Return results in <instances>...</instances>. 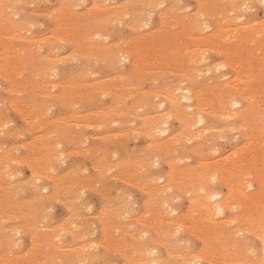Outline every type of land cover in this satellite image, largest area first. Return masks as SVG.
I'll list each match as a JSON object with an SVG mask.
<instances>
[{
    "label": "rangeland",
    "instance_id": "1",
    "mask_svg": "<svg viewBox=\"0 0 264 264\" xmlns=\"http://www.w3.org/2000/svg\"><path fill=\"white\" fill-rule=\"evenodd\" d=\"M29 1V2H28ZM40 1V2H39ZM60 1L61 2H63V3H60ZM22 0V1H19V2H17L16 4V8H14V12H16V15H15V17L17 18V19H21L22 18V20L26 23L27 22V25L25 26V33H24V31L22 30L21 32L22 33H24V35H26L27 37H30V38H32L33 40H37L38 38H41L42 37V39H45V41L43 42V43H39V42H32V43H30L32 46H29V47H31L30 48V50H31V52H35L37 49H38V51H39V53H40V55H49V56H55V58L54 59H49L48 58V62H47V67H46V69L48 68V70H47V72H46V74H44L45 73V71L43 70V69H41L40 70V72H39V76L38 77H33L32 75H30V74H28V73H26L25 75H24V80L27 82V83H31V84H38V85H45V86H47V87H45V89H46V93L48 92V93H52V94H54V95H56V94H58V98L57 97H54V99H46V98H43V97H40L39 96V94L38 93H43L44 94V91H45V89L44 88H39V90L37 91V92H29V91H31L30 89H28L29 91L28 92H26V91H19L17 88H16V86L13 84V83H11L10 81H8V79H6L5 78V76L4 75H2V74H0V110H5L4 112L3 111H0V122L1 121H3V122H1L0 123V131H1V134H0V169H2V167H5L6 168V176H5V174H4V172H0V197H7V196H9V195H12V194H16L18 197H21V198H26V199H29V198H31V197H33V195H35L36 193V191H35V189H37L38 190V192L40 193V194H42V195H47V194H50L51 192H52V185H54L56 188H58V191H59V196H57L58 198L57 199H54L53 201H51V202H49L42 210H41V212H40V214H39V216L38 217H36V218H33V219H30V221H31V223H33V225H35L34 227H35V230L39 233V235L40 236H43V237H46L47 239V242L49 243V244H54V246H58V247H56L55 248V250L53 251L52 250V248L51 247H49V250H48V254L51 256V259H49V262L47 263V264H87V263H89V264H113V263H115V264H137V261H135V260H132V259H130V257L132 256V254H133V251L135 250V248H137L138 247V245H140L141 243H146V245H147V249L146 250H152L153 252H154V250L153 249H155V255H158V254H160L163 258H166V253L165 252H163V251H165V249H163L161 246H157V244H153V243H151V244H149V242L148 241H150L151 239H155L156 241H158V240H160V238H161V233L159 232V231H157L158 230V228H159V226L160 225H162L163 227H165V225H166V223L167 222H169V221H171V222H169V224L171 223V225L173 226V224L175 223V224H177L178 223V221H180V223H179V229H178V227H175V224H174V227H172L171 228V226H169V224H168V227H167V231L168 232H170V234L173 236V235H175V237L173 236H170V237H166L165 239L166 240H169V239H174V240H180V241H176L177 242V248L175 249L177 252L178 251H180V252H178V255H181V254H183L184 256H185V260H187L186 261V263L187 264H190L191 262L193 263V264H215L216 262L214 261V259H210L209 258V260H206L207 258H201V260L199 259V258H197L196 260H195V258H194V260L196 261V262H194V260H193V258H191L190 259V256L191 257H193L191 254H193V252H194V254L193 255H198L197 254V251H195V250H199V248H200V251L199 252H201V251H203L204 252V250H203V239H202V235H201V233H199V234H195V236H194V234H192L191 232H197V231H193L192 230V228H191V224H189V223H191L192 221H194L195 220V218L197 219V217H198V212L197 213H194V214H192V212H190V211H193V212H196L195 210H197L196 208H195V206H194V204H193V202L191 201V199H189L188 197H191V195H190V193L192 192V187H190V188H185V190H182V192H181V189L179 190V189H175V188H177V187H174V188H171V189H173V191H171V189L169 190V191H171V192H174V193H169V191L167 190L166 192H164V193H160V194H158V192L160 191V188H161V186H160V184H159V182L160 183H163V185L165 184V182H167V181H171L172 179L173 180H175L174 178H176V179H178V180H181V182L180 183H183V181L185 182V183H183V185H186V184H188L189 182H191V180L189 179L188 181H187V179H188V175H186V173L185 174H182L183 176H182V178L180 179L179 177H181V174H180V172H178L180 169H184L185 168V166L186 165H188L189 167H191L192 166V168H194L195 166L198 168V167H200L201 165H203V166H205V164L207 165V164H209L208 163V161L211 159V161H209L210 163H212V164H214V162L215 163H218L219 164V162H220V164L222 165V164H224V162H227L226 164L228 165V166H230V164L231 163H234L235 161V164L236 165H241L242 163L240 162V164H238L239 163V161L242 159V154H238V155H240L241 156V158L240 159H238L239 158V156L236 154H233V152L235 151V150H237V149H241L243 146H245L246 147V145L247 144H249V143H252V142H254V139L256 138L257 140H259L260 138H263V139H260V143H261V141L263 142L264 141V136H262V134L264 135V79H262V78H264V67L261 69L262 71H260V69H259V63L256 61V59L259 61L260 59H258L257 57H255L256 59H252V58H250V59H243L244 57L243 56H241V60L239 59V60H233V63L234 64H232V62L231 63H227V62H225L226 60H225V58H224V56L221 54V52H219L218 51V49L216 48V51H218L217 53H219V54H217L216 52H213V50L215 51V49L214 48H211L210 46L211 45H208V46H202L199 50L197 49V54H200L201 52L203 53V54H205V56L203 57V60H201L200 62H198L197 60V62L196 63H194V61H187L186 59V61L185 60H182V59H180V54H176L175 56H176V59L174 60L173 59V61H176V62H173V64H172V59H170L171 60V62H169L170 60H168L167 62H166V65H164L165 64V62H163L162 63V65H164V67L162 66V67H160V66H157V64L155 65V61L156 60H154V59H152V57H153V54L152 55H150L152 52H147V50L145 51L144 50V56L145 57H147V60H146V62L144 63V64H140L139 65V67L138 68H136L135 69V67H136V65L134 64V60L136 59V57H137V46H139V47H141V48H143V47H145V45H143V39L141 38L142 36H144V35H146L151 29H153V28H155V29H157V28H164L165 27V24H163L162 23V21L165 19L164 18V16H163V13H162V11H164L165 10V6H166V8H170V6H172L171 7V9L169 10V11H173L172 12V14H175L176 16H182V15H187V14H190V12L191 13H194V12H196L198 9H200L201 10V6L199 5V2H198V0H193V1H191V0H166L159 8H157L158 6H156V7H149V5L147 6V8L145 9V11H146V13L148 14H146L145 13V16H143L142 18H141V21L139 22V24H142V25H137V22L135 23V22H133L131 19H128V18H130V16L129 15H124V16H120V15H118L117 17H112V22H110V24L108 25V26H106V27H101L100 28V31H99V35H97V37H96V39H98L97 41H102V42H107V44H113V45H119V47L120 46H124L123 48H125V49H128V50H131V51H133V50H135V52H134V54L131 56V57H129L128 58V56H121V55H119L118 57H120V58H118L117 56L114 58V59H112L111 61H115L116 63H119V64H114L115 62L113 61V62H111L110 60V62L108 61V58H107V56L103 53V52H101L102 54H100V56H105L106 57V59H93V58H89V60H83V59H81L79 56H77L76 54H75V50L76 49H80V47H78V46H76L75 44H74V42H73V40H72V38L74 39H76V40H78V39H80V38H78V36H77V34H75L76 32H73L72 30L71 31H69V32H63V31H61L60 30V28H58L57 27V24H56V22L53 20V18H51V16H50V12H52V11H54V10H60V8L62 7L63 8V10L64 11H67V12H69L68 13V15H66V19H67V21L69 22V23H71V24H73V25H76L78 28H80L81 26H85V25H87V18H86V16H91V18L92 19H100L101 17L103 18V16L105 15V16H107L108 15V17H110V19H111V16H112V14H116L117 12H113L114 10H117V7L118 6H120V5H125L127 8H129L130 6H131V4L133 3V1L134 0H97V3H98V5H94V0ZM104 1V2H103ZM168 1V2H167ZM53 2H54V4H53ZM72 2V3H71ZM186 2H188V4H186ZM261 2V3H260ZM60 3V4H59ZM75 3V5L73 6V4ZM87 3H88V5H87ZM110 3H113V4H110ZM166 3V4H165ZM197 3V4H196ZM252 3V4H251ZM34 4V5H33ZM64 4V5H63ZM84 4V5H83ZM244 6H243V4H242V7H241V5H238L237 7H239L240 9V11L239 10H237L238 8L237 7H235V11L233 10L232 12H231V18H233V16H234V18L232 19V21H233V23H232V21L231 22H229V25L231 24V27H235V26H237V25H239V26H237V27H240V25L242 26V24L244 25L245 23V20H246V22H247V20H248V22L251 24V22H253V21H255V23L253 22V24H257L258 23V25H260V26H262V24H263V22L262 21H264V3H262V0H258V2H257V0L255 1V0H253V2L251 1H246V2H244ZM252 5V6H250L249 8H251V11H249L250 9L248 8V7H246V5L247 6H249V5ZM260 4V5H259ZM30 5V6H29ZM53 5V6H52ZM54 5H56V6H54ZM65 5H67L68 7H66ZM112 5V6H111ZM193 5V6H192ZM50 8H49V7ZM71 6V7H70ZM168 6V7H167ZM196 8H195V7ZM200 6V7H199ZM40 7V8H39ZM47 7V8H46ZM56 7V8H55ZM66 7V9H64ZM83 7V8H82ZM93 7V8H92ZM108 7V9H106ZM114 7V8H113ZM174 7V8H173ZM185 7V8H184ZM34 8V9H33ZM49 8V9H48ZM61 8V9H62ZM80 8H81V10H80ZM164 8V9H163ZM243 8H245L244 10H247V11H244L243 10ZM246 8H248V9H246ZM252 8H254V10L252 9ZM35 10V13L33 12V10ZM40 11H39V10ZM68 9V10H67ZM76 9V10H75ZM161 9V10H160ZM163 9V10H162ZM175 9H178L179 11H180V15H177L178 13H179V11L178 10H175ZM181 9V10H180ZM186 10L187 9V11H184V10ZM188 9H189V11H188ZM194 9V10H193ZM32 10V11H31ZM36 10H38V11H36ZM70 10V11H69ZM80 10V11H79ZM113 10V11H112ZM150 12V13H148V11ZM175 10V11H174ZM30 11V12H29ZM177 11H178V13H177ZM242 11H244V12H242ZM263 11V12H262ZM39 12H41V13H39ZM43 12V13H42ZM45 12H47V14H45ZM182 12V13H181ZM185 12V13H184ZM235 12V13H234ZM245 12H246V15H245ZM26 13V14H25ZM30 13H32V14H30ZM81 13V14H80ZM100 13V15H98V14ZM151 13H153V14H151ZM224 13H226V14H224V16L227 18L229 15H228V13L225 11ZM235 15H234V14ZM240 13H242L245 17H243V16H241L242 14H240ZM23 14H24V16H23ZM162 14V15H161ZM23 17H22V16ZM73 15V16H72ZM75 15V16H74ZM96 15H98V16H96ZM110 15V16H109ZM152 15V16H151ZM157 15H159V16H157ZM236 15H240L239 17L237 16L236 18H235V16ZM261 15V16H260ZM21 16V17H20ZM100 16V17H99ZM128 16V17H127ZM151 17V19H149L150 17ZM247 16H249L250 18H247ZM62 17V16H61ZM65 17V16H64ZM71 17L73 18V20L71 19ZM149 17V18H148ZM162 17V18H161ZM242 17V18H241ZM256 17V18H255ZM238 18V19H237ZM239 18H240V21H239ZM125 19V20H124ZM146 19V20H145ZM155 19V20H154ZM158 21H157V20ZM235 19V20H234ZM28 20L30 21L31 20V22H29V24H28ZM115 20V21H114ZM121 21V22H119V21ZM143 20V21H142ZM207 20V19H206ZM224 21V18H221V20L218 22V21H208V22H206V25L207 24H209V27L208 28H206L205 29V31L203 32V31H201L200 33H198V34H201L202 35V33H203V35H206L208 32H209V30H210V32L211 31H214V29H215V31L216 30H218L219 29V24H221L222 25V23H223V21ZM243 20V21H242ZM252 20V21H251ZM51 21H53V22H51ZM85 21V22H84ZM118 21V22H117ZM128 21V22H127ZM130 21V22H129ZM150 21V22H149ZM239 21V22H243L242 24L241 23H239V24H237V25H235L237 22ZM261 23H260V22ZM32 22H34V23H32ZM38 22V23H37ZM47 22V23H46ZM74 22V23H73ZM77 22V23H76ZM152 22H154V24L152 23ZM159 22V23H158ZM211 22H214V23H211ZM222 22V23H221ZM248 22L246 23V24H248ZM52 23H53V25H52ZM76 23V24H75ZM120 23V24H119ZM144 23V24H143ZM147 23H148V25H147ZM34 24H36V25H34ZM41 24V25H40ZM51 24V25H50ZM127 24H128V26H127ZM154 26H153V25ZM215 26H214V25ZM227 23H225V24H223V25H225L226 27L228 26V24L226 25ZM234 24V26H232ZM125 25V26H124ZM131 25V26H130ZM144 25H147V26H144ZM40 26V27H39ZM130 26V27H129ZM211 26H213V27H211ZM147 28V29H143V28ZM243 27V26H242ZM41 28H43V29H41ZM45 28V29H44ZM103 28V29H102ZM107 28H109L108 30H107ZM129 28V29H128ZM151 28V29H150ZM34 29V30H33ZM133 31H132V30ZM172 29H174V26L173 25H171V30ZM179 29V28H178ZM31 30H33L32 32H31ZM57 30H59V31H57ZM110 30H112V31H110ZM30 33H29V32ZM46 31V32H45ZM110 31V32H109ZM132 31V32H131ZM138 31V32H137ZM197 31V30H196ZM264 30H262L261 31V33L263 32ZM28 32V33H27ZM43 32H45V33H43ZM104 32H105V34H104ZM106 32H108V33H106ZM209 32V33H210ZM196 33V34H197ZM204 33H206V34H204ZM227 34L229 33V32H226ZM43 34H44V36H43ZM60 34H68L69 35V37L68 38H70L71 40H69V39H67L66 37H63V36H60ZM114 34V35H113ZM134 34H136V36L134 35ZM263 34H264V32H263ZM42 35V36H41ZM101 35H104V36H101ZM128 35V36H127ZM133 35V36H132ZM139 35V36H138ZM226 35V34H225ZM57 36V37H56ZM75 36V37H74ZM100 36V37H99ZM111 36H113V37H111ZM121 36V37H120ZM129 38V40H128V38ZM155 36V35H154ZM37 37V38H36ZM46 37H48V38H46ZM112 39H111V38ZM123 37V38H122ZM138 38V42H136L137 41V38ZM156 37V36H155ZM155 37H153V38H155ZM195 37V36H194ZM2 38H4V39H2ZM114 38V39H113ZM127 38V39H126ZM153 38H151L152 40H153ZM187 40H185V39ZM56 39V40H55ZM60 39V40H59ZM108 39L110 40V41H108ZM120 39V41L118 42V40ZM189 39H191V38H187V37H183V38H180V40H178V41H180L179 43L180 44H186V45H183L185 48L189 45L188 43L189 42H191V41H193L194 40V42H191V43H193V44H195L196 43V39H191V40H189ZM4 41V40H7L4 36H1L0 35V51H2V47H3V45H2V43H1V41ZM51 40V41H50ZM66 40V41H65ZM55 41V42H54ZM60 41H62V42H60ZM122 41V42H121ZM125 43H127V44H123L124 42ZM129 41V42H128ZM134 41V42H133ZM15 42V44L14 45H21L22 44V42H20V40H16V41H14ZM132 43V45H129V43ZM185 42H188V43H185ZM198 42V41H197ZM17 43V44H16ZM58 45H57V44ZM139 43V45H137V44ZM29 44V45H30ZM121 44H123V45H121ZM136 44V45H135ZM141 44V45H140ZM197 44V43H196ZM47 45H49L48 47H49V49H48V47H47ZM129 45V46H128ZM136 47H135V46ZM239 45V44H238ZM45 46V47H44ZM65 46V47H64ZM69 46V47H68ZM132 46V47H131ZM241 46H245V48L246 47H249V45L248 44H246V45H239V49L241 50V49H243V47L241 48ZM262 48H261V47ZM15 47H17V46H15ZM75 47H77L76 49H75ZM203 47H205V50H204V48ZM58 48H60V50L58 49ZM73 48V49H72ZM254 48H256V49H258L259 50V48L260 49H264V46L262 45V43L261 42H257V43H255L254 44ZM43 49V50H42ZM51 49V51H49ZM204 50V52L202 51V50ZM211 49V50H210ZM246 49H250V47L249 48H246ZM67 50V51H66ZM72 50H74V51H72ZM209 50V51H208ZM41 51V52H40ZM46 51V52H45ZM47 51H49V52H47ZM64 51V52H63ZM167 48L165 49V52H163V51H161V52H163V53H167ZM205 51H208V52H205ZM48 53V54H47ZM58 53V54H57ZM62 54V56H63V54L65 55L64 57H62V56H60L61 54ZM202 53L200 54V56L202 55ZM208 53V54H207ZM256 53H260V54H262V56H264V51H262V50H259V51H256ZM148 54V55H147ZM207 54V55H206ZM218 56H217V55ZM59 55V56H58ZM69 55L71 56V57H69ZM150 55V56H149ZM159 55V54H158ZM210 55V56H209ZM222 55V56H221ZM56 56H57V58H56ZM72 56H74L75 58H72ZM203 56V55H202ZM221 56V57H220ZM249 56V55H248ZM121 57H122V59H121ZM208 57V58H207ZM210 57V58H209ZM252 57V56H251ZM62 58H63V60H62ZM178 58V59H177ZM59 59V60H58ZM69 61H68V60ZM117 59V60H116ZM120 59V61L118 62V60ZM127 59H129L127 62H126V60ZM157 59V58H156ZM208 59V61H206V60ZM212 59H214V60H212ZM50 60H51V62H50ZM101 62H100V61ZM123 60H124V62H123ZM132 60V61H131ZM137 60V59H136ZM152 60V61H151ZM222 60V61H221ZM243 60V62L245 61L246 62V65H245V63H243V64H241V61ZM65 61V62H64ZM218 63H217V62ZM220 61V62H219ZM239 61V62H238ZM256 61V62H255ZM0 62H1V60H0ZM58 62V63H57ZM64 62V63H63ZM76 62V63H75ZM83 62V63H82ZM179 62H181V64H177V63H179ZM187 62V63H186ZM191 62H193V63H191ZM207 62V63H206ZM213 63V65L211 64L210 66H208L207 64L208 63ZM222 62V63H221ZM225 62V64L227 63V64H229V65H225V64H223ZM238 62V63H237ZM250 62V63H249ZM260 62V61H259ZM112 63H113V65H112ZM124 63V64H123ZM126 63V64H125ZM148 63H149V65H148ZM154 63V64H153ZM167 63H169V64H167ZM176 63V64H175ZM186 63V64H185ZM200 63V64H199ZM204 63V64H203ZM206 63V64H205ZM217 63V64H216ZM249 65H248V64ZM49 64H51V65H49ZM64 64H66V65H64ZM72 64H74L73 66H72ZM121 64V66H119ZM132 64V65H131ZM151 64H153V65H151ZM161 63H158V65H160ZM174 64H175V66H174ZM189 64H190V66H189ZM204 65V66H202V65ZM225 66H223V65ZM251 64H253V65H251ZM79 65H81V67H78ZM100 65H101V67H100ZM168 65H170V66H168ZM186 66V68H185V66ZM221 65V66H220ZM232 65H234V66H232ZM236 65V66H235ZM241 65H243V66H241ZM258 67V69H256V66ZM63 66H65V67H63ZM70 66V67H69ZM75 66V67H74ZM105 66H109L108 68L107 67H105ZM124 66H126V67H124ZM138 66V65H137ZM145 66H148V67H146V69L147 68H150V69H148V71L145 69ZM150 66V67H149ZM154 66V67H153ZM156 66V67H155ZM173 66V67H172ZM178 66H179V68H180V66H181V68L180 69H183V70H178ZM184 66V67H183ZM189 66V67H188ZM202 66V67H201ZM229 66H231V67H229ZM239 66V67H238ZM241 66V67H240ZM83 67H85V69L83 68ZM89 67V68H88ZM115 67H117V70H115L116 68ZM134 67V68H133ZM143 67V68H142ZM158 67H160V68H158ZM167 67H168V69H167ZM175 67H177V68H175ZM183 67V68H182ZM208 67H210V68H208ZM213 67V68H212ZM220 67V68H219ZM223 67V68H222ZM233 67H235V69L233 68ZM69 68V69H68ZM80 68V69H79ZM82 68V69H81ZM155 69V70H153V69ZM157 68V69H156ZM161 68H162V70H161ZM200 68H202V69H200ZM208 70H207V69ZM237 68V69H236ZM242 68L243 69H246V70H243L244 71V73L248 70V72H249V75H248V72H246L247 73V76L248 77H246L245 75L246 74H243L242 73ZM255 70H254V69ZM51 69V70H50ZM86 69H87V71H86ZM103 69V70H102ZM104 69H106V70H104ZM119 69V70H118ZM134 69H135V72H137V75L135 74V72H134ZM138 69V70H137ZM142 70V73H141V70ZM145 69V70H144ZM159 69V70H158ZM167 69V70H166ZM174 71H172V70ZM197 69H199V71L200 72H197L198 70ZM206 69V70H205ZM217 69H218V71H217ZM91 70H93V71H91ZM113 70V71H112ZM161 70V71H160ZM169 70H171V71H169ZM179 71V72H176V71ZM190 70V71H189ZM233 70H235L234 71V73H236V74H234L233 73ZM237 70V71H236ZM250 70V71H249ZM253 72H252V71ZM57 71V72H56ZM89 71V72H88ZM108 71V72H107ZM150 71V72H149ZM154 71V72H153ZM165 71H167V73L165 72ZM204 71V72H203ZM207 71H209V73H206ZM220 71H223L224 73L222 74V72H220ZM229 71H231V72H229ZM254 71H255V73H254ZM260 71V72H259ZM75 72V73H74ZM83 72L85 73V76H84V74H83ZM102 72H103V74H102ZM108 74H110V75H108ZM123 72V73H122ZM131 72H133V73H131ZM149 72V73H148ZM153 72V73H152ZM156 72H158V74H156ZM161 72H163L162 74H161ZM171 72V73H170ZM183 72V73H182ZM192 73V74H189V73ZM196 72V73H195ZM219 72V73H218ZM239 72V73H238ZM242 74H241V73ZM253 74L251 77H253V76H255V79L252 81V82H254L253 84L252 83H250V87L249 86H247V88L249 87L251 90H249V89H246L248 92H250L249 93V95L246 93V97L244 98V97H242L244 94H245V92L244 93H242L243 95H237V94H239L238 93V89H236L237 90V93L235 94L234 92H236V90L234 89V88H236L234 85H236V84H238L237 86H238V88L240 89V87H241V85H240V82H242L241 81V79H242V77L244 78L243 79V81H245V84L248 82L249 83V81L251 82V80H249L250 78H249V76H250V74L251 73ZM258 72H259V74H258ZM263 72V73H262ZM48 73V74H47ZM59 73V74H58ZM77 73V74H76ZM87 73V74H86ZM113 73V74H112ZM117 73H119L120 74V76H118L119 74H117ZM122 73V74H121ZM126 73V74H125ZM129 75H131V76H129ZM159 73H160V75H161V78L163 79H161L160 78V76H159ZM174 73H176V74H178V75H176V74H174ZM182 73V74H181ZM198 73H200V74H198ZM203 73V75L201 76V74ZM215 73H217V74H215ZM233 73V74H232ZM49 74H50V76H49ZM79 74V75H78ZM81 74V75H80ZM101 74V75H100ZM112 74V75H111ZM132 74H134V75H136V76H134L133 75V78H131L132 77ZM140 74V75H139ZM141 74L142 75H144V77L143 76H141ZM148 74V75H147ZM151 74V77L149 76ZM152 74H156V75H152ZM164 74H165V76H164ZM169 74V75H168ZM174 74V77L172 76ZM185 74V75H184ZM214 74H215V76H214ZM231 74L234 76H232L231 77ZM240 74V75H239ZM262 74V75H261ZM76 75H78V76H76ZM94 75H96V76H94ZM105 75V76H104ZM126 76L127 78H122V79H120L122 76ZM139 75V76H138ZM179 75H180V77L181 78H183V80L179 77ZM184 76V77H182V76ZM195 75H197L196 77H195ZM198 75H199V77H198ZM219 75V76H218ZM221 75H223V76H221ZM226 75H228V76H226ZM240 76V78L241 79H238V77ZM29 76V77H28ZM98 76V77H97ZM109 76V77H108ZM117 76H118V78H117ZM147 76H149L150 78H154V76H155V78L153 79L154 81L156 80V83L154 82V81H152V79H149V81H150V83L148 82V79L147 78H149V77H147ZM163 76H164V78H163ZM191 76L193 77L192 78V82H191ZM212 76H213V78H212ZM222 78H221V77ZM226 76V77H225ZM238 76V77H237ZM260 76V77H259ZM102 77V78H101ZM104 77V78H103ZM106 77H108V78H106ZM120 77V78H119ZM142 77V79H140V78ZM156 77H157V79H156ZM167 77V78H166ZM188 77H190V80H187V79H189ZM198 77V78H197ZM209 77V78H208ZM214 77H215V79H214ZM229 77H231V78H229ZM236 77V78H235ZM246 77V78H245ZM262 77V78H261ZM32 78H34V80L32 79ZM43 78V79H42ZM45 78V79H44ZM67 78V79H66ZM70 78V79H69ZM80 80H79V79ZM81 78L83 79V80H81ZM86 78V79H85ZM99 78H100V80H99ZM137 78V79H136ZM159 78H160V81H162V82H157V80H159ZM225 78V79H224ZM249 78V79H248ZM254 78V77H253ZM3 81H2V80ZM27 79H28V81H27ZM40 79V80H39ZM47 79V80H46ZM51 79V80H50ZM60 80L61 82L63 81L65 84H71V85H73L74 84V86H68V87H59V86H57V87H52V82H53V80L55 81V80ZM90 79H92L91 80V82H90ZM93 79H95V81H93ZM118 79L120 80V82H121V86L122 87H124V91H123V89L120 87V88H118L119 86H120V84H118V83H120V82H118ZM135 79V80H134ZM147 79V80H146ZM166 79V80H165ZM170 79V80H169ZM171 79H172V81H171ZM184 79H186V81L184 80ZM207 79H211L210 81L211 82H209ZM231 79V80H230ZM236 81H235V80ZM256 79H258V80H256ZM259 79H262V82L259 80ZM37 80V81H36ZM42 80V81H41ZM51 81V82H49V81ZM58 80V81H59ZM67 80V81H66ZM74 80V81H73ZM134 80V81H133ZM137 80H140V81H137ZM141 80H143V81H141ZM179 80V81H178ZM181 80H182V82H181ZM213 80V81H212ZM215 80V81H214ZM221 80H223V81H221ZM235 81V82H233V81ZM46 81V82H45ZM86 81H87V83H86ZM88 81H89V83H88ZM93 81V82H92ZM99 81V82H98ZM115 81V82H114ZM144 81H146L145 82V84H144ZM178 81V82H177ZM185 81V82H184ZM190 81V82H189ZM219 81H221V82H219ZM230 83H229V82ZM240 81V82H239ZM5 82H9L8 84L7 83H5ZM72 82V83H71ZM82 82H84V84L82 83ZM111 82V83H110ZM113 82L116 84L117 83V85H115V84H113ZM194 82V83H193ZM200 82V83H199ZM218 84H216V83ZM238 82V83H237ZM258 82H259V84H258ZM11 83V84H10ZM50 83V84H49ZM76 83V84H75ZM136 83H137V86H136ZM147 83V84H146ZM160 83V84H159ZM178 84V85H176V84ZM180 83V84H179ZM183 83H186V84H183ZM188 83V84H187ZM193 83V84H192ZM198 83V84H197ZM222 83H223V85H222ZM225 83H227L228 85H229V87H228V85L226 84V87H225ZM233 83V84H232ZM10 84V85H9ZM105 84V85H104ZM106 84H108V85H106ZM134 85V87H133V85ZM172 84H174V85H176V87L177 86H180V87H178V88H176V89H174V92H172L173 91V88H175V86L173 85V87H172V89H170L171 87V85ZM195 84V85H194ZM204 84H206V88H208L209 89V91L206 89V88H204V90L202 89L203 88V86L205 87V85ZM210 86V87H208V85ZM243 84V83H242ZM3 85V86H2ZM98 85V86H97ZM104 85V86H103ZM110 85V86H109ZM112 85V86H111ZM119 85V86H118ZM127 86V88L128 87H130L131 85V87L130 88H128V89H126V86ZM165 85V86H164ZM181 85H183V86H181ZM191 87H190V86ZM222 87H224V88H221V86ZM244 85V84H243ZM242 85V87H244ZM8 86V87H7ZM84 88H83V87ZM92 86V87H91ZM107 86H108V89H107ZM161 86V87H160ZM165 88H164V87ZM187 86H189L188 88L190 89H188V91H187ZM200 87V88H198V87ZM213 86V87H212ZM251 86H253V88H251ZM260 86H263V87H260ZM4 87H6V88H4ZM87 87V88H86ZM90 87V88H89ZM96 87H97V89H96ZM101 87V88H100ZM103 87V88H102ZM113 87H116V88H113ZM154 88L153 89V91H152V89H151V91H149V89L148 88ZM159 87L162 89V91L159 89ZM166 87H168V90L169 91H165V89L167 90V88ZM197 87V88H196ZM217 87H219L218 89H217ZM231 87H233V88H231ZM255 87L257 88V89H255ZM54 89V90H51V89ZM55 88H57V89H55ZM184 88V90H185V88H186V91H187V93L189 94V95H192V93H194V96H195V98L193 97V98H191L190 99V101L189 100H185L184 101V99L183 100H181L180 99V97H182L183 95H188L187 93H186V91H184V90H182V89ZM263 88V89H262ZM5 91H4V90ZM62 89H64V90H62ZM93 89V90H92ZM104 89H106V90H104ZM117 89V90H116ZM121 89V90H120ZM130 89H132V90H130ZM140 89H142V90H140ZM146 89H148V90H146ZM160 91H159V90ZM194 89H196V90H199V91H201V93L199 92V91H197L196 92V90H194ZM202 89V90H201ZM212 91H211V90ZM222 90V89H224L225 90V92H227V91H229V92H227V93H230V92H232V93H234L235 94V96H237L236 97V99L233 97V99L235 100V101H240V99H241V101L239 102L240 104H238L236 107H234V108H232V110L233 111H235L237 108H241V109H246L245 110V113H244V115L243 116H236V117H230V116H228V117H223L224 118V120H223V118H222V114L218 117V115H219V113H223L222 111L223 110H226L227 111V109L225 108V106H222L221 107V105L223 104V103H226V102H221L222 100L223 101H225L224 100V98H222V97H224V95H223V93H221V94H219L218 92H214V91H219V90ZM258 89H262V91H258ZM2 90H3V92H2ZM41 90V91H40ZM69 90V91H68ZM90 90V91H89ZM103 90V91H102ZM110 90H112V91H110ZM121 91L120 93H119V91ZM126 90H127V92H128V90H130L129 91V93H133V95L131 94V96H130V94H128V95H126L127 93H122V91L123 92H126ZM142 91V92H139V94H138V91ZM170 90H171V92H170ZM175 90H176V92L178 91V94L175 92ZM182 90V91H181ZM207 90V91H206ZM227 90V91H226ZM252 90H253V92H252ZM85 91V92H84ZM100 91H102V93L103 92H105V93H101ZM114 91V93H116V92H118V93H116V94H114V93H112ZM133 91V92H132ZM154 91H156L157 93H160V94H158L157 95V93L156 92H154ZM159 91V92H158ZM202 91H203V93L204 94H202ZM88 92V93H87ZM111 92V93H110ZM134 92H137V94L138 95H134L135 93ZM152 92V93H151ZM153 92H154V94H153ZM165 92H167V93H165ZM184 93V94H182V93ZM207 92V93H206ZM214 92V93H213ZM256 92H259V94H262V95H258V93H256ZM3 93V94H2ZM33 93H34V95H33ZM70 93V94H69ZM99 93H101L102 94V96H101V94H99ZM106 93H108V96H106ZM110 93V94H109ZM121 93H122V95H123V98L121 97V99L119 98L120 96H122L121 95ZM140 93H141V96H139L140 95ZM149 93V94H148ZM151 93V94H150ZM165 95H163V94ZM196 93V94H195ZM199 93V94H198ZM211 93V94H210ZM253 93V94H252ZM257 94V96H256V94ZM6 94V95H5ZM69 95V97H65L64 95ZM76 94H78V95H80V96H77ZM82 94H86L85 95V97H83L82 96ZM172 95V94H174V95H176V97H178L179 99V102H180V104L181 105H188V103H187V101L188 102H190V103H196L195 102V99H196V95H198V96H200V98L199 97H197L198 98V101L199 100H201V101H199L200 103V105H202L201 103H203V105H202V107H204V108H206L205 110L206 111H208L209 109V111L207 112V113H211L210 115L209 114H207L206 113V111L205 110H203V108L200 110V109H198V108H196L195 107V111H196V113H197V116H198V118H200L199 117V114H200V116H202V114L204 115V119H206L207 121H205L204 119H202V124L203 125H206V126H208L209 124V126L208 127H210V128H207V131L208 130H211V131H206V129H205V131L206 132H204V128L206 127V126H204V128L203 129H201V127H203L202 125H201V123H199L200 124V126H199V128L200 129H198L197 130V132L199 131V130H201V132H202V134H201V136H197V135H199L201 132H199V133H197L196 132V129L194 128V127H196V128H198V126H197V124L198 123H196V125H190V124H188V127H187V124H185V123H183V122H181L180 121V119L177 117V116H175V115H173L172 116V114H168V111H166V110H169L170 109V107H172V105H171V103H170V100H168V98H166L168 95ZM202 94V95H201ZM214 94V95H213ZM216 94V95H215ZM70 95L72 96V95H76L75 97L76 98H73V97H70ZM89 95V96H88ZM95 95V96H94ZM99 95V96H98ZM111 95V96H110ZM116 95V96H115ZM126 95V96H125ZM151 95H153V96H151ZM156 97H159V96H161V98L159 97V98H155V96ZM182 95V96H181ZM210 95V96H209ZM218 95V96H217ZM222 95V97H220ZM104 96V97H103ZM124 96L126 97V99H127V96H128V99L131 97L132 99H129V100H126L125 98H124ZM212 96H215V97H212ZM255 96V97H254ZM18 97V98H17ZM27 97V98H26ZM29 97V98H28ZM36 97V98H35ZM80 97V99H78ZM83 97V98H82ZM90 97H94V98H90ZM105 97H107L106 99H105ZM165 97V98H164ZM204 97V98H203ZM205 97H207L206 99H209V97H210V100H206L205 99ZM42 98V99H41ZM63 98V99H62ZM100 98V99H99ZM101 98L103 99H105V102H102L101 101ZM147 98V99H146ZM150 98V99H149ZM152 98H155V102L157 103V100H158V104H156V103H154L153 101H154V99H152ZM212 98V99H211ZM214 98V99H213ZM240 98V99H239ZM249 98H251V99H249ZM255 98H259L258 100H256ZM263 98V99H262ZM2 99H4L6 102H4V100H2ZM64 99H66V100H64ZM73 100V103L72 102H69V100ZM87 99V100H86ZM89 99V100H88ZM91 99V100H90ZM96 99H97V101H96ZM101 101H99V100ZM151 99L153 100L152 102H151ZM165 102V103H163V101ZM204 99V100H203ZM220 99H221V101H220ZM244 99V100H243ZM247 99V100H246ZM252 99H254V100H256L257 101V103H255V104H257V105H254V102H256V101H254L253 100V102L252 101H250V100H252ZM2 100V101H1ZM15 100V101H14ZM31 100V101H30ZM47 100H49V101H47ZM55 100V101H54ZM68 100V101H67ZM86 100V101H85ZM92 100L94 101H96V103L97 104H99V102H100V104L99 105H97L96 103H94V102H92ZM123 100H125V101H127V102H125V101H123ZM147 100V101H146ZM150 100V101H149ZM162 102H161V101ZM208 101V102H206V101ZM212 100H214V102L212 101ZM9 101H11V102H9ZM18 101H22L23 103L25 102V103H27L28 105L31 103H39V102H42V103H45L46 101V104H45V106L47 107L45 110H47V111H45V110H43V111H39V112H32L31 111V109L30 110H28L25 106H22L21 104L20 105H16V104H18L17 102ZM56 101H57V103H56ZM59 101V102H58ZM65 101V102H64ZM87 101L91 104V106L92 107H90L89 105V103H87ZM144 101V102H143ZM148 101L149 102H151V103H149V105H148ZM210 101V102H209ZM211 101H212V104H211ZM219 101V102H218ZM243 101V102H242ZM249 101V102H248ZM260 101H262V102H260ZM14 102V103H13ZM51 102H53V103H51ZM63 102V103H62ZM69 102V103H68ZM84 102V103H83ZM143 102V103H142ZM186 102V103H185ZM206 102V103H205ZM216 102H218L219 103V105H217V103ZM4 103H6V104H4ZM50 103V105H48ZM65 103V104H64ZM71 103V104H70ZM87 103V104H86ZM110 103H111V107L109 108V107H105V105H108V106H110ZM116 103H118V105H114L113 106V104H116ZM147 103V105L148 106H146V105H144V104H146ZM189 103V104H190ZM204 103H205V105H204ZM207 103H209V104H211V106L213 105V106H215V105H217V107H210V105L208 106V104ZM220 103H221V105H220ZM248 103H250V105H247ZM261 103V104H260ZM9 104V105H8ZM58 104V105H57ZM67 104H69V105H67ZM75 104V105H74ZM83 104V105H82ZM94 104V105H93ZM141 104V106H143L142 107V109H140L139 110V108H141V106L140 107H138L139 105ZM156 104V106H155V108L152 106V105H155ZM162 104V105H161ZM197 104V103H196ZM12 105H13V107H12ZM79 105V106H78ZM86 105V106H85ZM96 105H97V107H96ZM126 105V106H125ZM223 105H226V104H223ZM252 105V106H251ZM3 106V107H2ZM16 107V109H14L15 107ZM56 108L55 110H54V107ZM65 106V107H64ZM87 106H88V108H87ZM100 107V109L98 110V108ZM104 106V107H103ZM115 106H116V108H115ZM117 106H124V109H121L120 107L118 108ZM127 106H130L129 108H130V111H128V108H127ZM132 106H133V108H132ZM134 106H137L136 108L134 107ZM158 106H160V107H158ZM169 106V107H168ZM207 106V107H206ZM242 106V107H241ZM244 106V107H243ZM245 106H247L249 109H250V112H248L249 111V109L248 108H246ZM7 107V108H6ZM52 107V108H51ZM73 107V108H72ZM87 109H86V108ZM102 107V108H101ZM147 107V108H146ZM152 107V108H151ZM158 107V108H157ZM197 107H201V106H199L198 104H197ZM208 107H210V108H208ZM253 107V108H252ZM258 107V108H257ZM74 108H76L75 110H73ZM84 108V109H83ZM95 109V108H97V112L95 111V110H93V109ZM115 110H114V109ZM118 108V109H117ZM126 108V109H125ZM143 108H145V110L143 109ZM166 108V109H165ZM213 108V109H212ZM215 108V109H214ZM219 108V109H218ZM221 108V109H220ZM254 108H255V110H254ZM256 108H257V110H256ZM7 109V110H6ZM12 109H14V110H12ZM49 109H51V110H49ZM70 109H71V111H70ZM83 109V110H82ZM103 109V110H102ZM110 109H112V112L110 113ZM136 109H137V111H136ZM12 110V111H11ZM16 110V111H15ZM90 110V111H89ZM104 110H106V111H104ZM117 110V111H116ZM121 110H123V111H121ZM128 111V112H124V111ZM160 110H164V114L162 113V111H160ZM198 110H200V112L202 113H200V112H198ZM203 110V111H202ZM214 112V110L215 111H217V112H214V113H216V115L214 116V114H212L213 112ZM220 110H222V111H220ZM263 110V111H262ZM28 111V112H27ZM54 111H55V113H54ZM72 111L73 112H75V113H72ZM109 111V112H108ZM116 111V112H115ZM135 111V113H133ZM139 111V112H138ZM142 111V112H141ZM205 111V112H204ZM2 112H3V115H2ZM16 112V113H15ZM44 112V113H43ZM63 112V113H62ZM77 112H80V113H77ZM92 112V113H91ZM96 112V113H95ZM107 112V113H106ZM119 114H118V113ZM123 112V114L124 115H126V117L125 118H123L122 116H123V114H121ZM130 112H132V114H133V116H131V114H130ZM137 112V113H136ZM141 112V113H140ZM6 113V114H5ZM27 115H26V114ZM41 113V114H40ZM53 113V114H52ZM58 113V114H57ZM70 113V114H69ZM76 113H77V115H76ZM86 113V114H85ZM90 113V114H89ZM94 113H95V115H94ZM104 114V115H102V114ZM108 114V115H106V114ZM115 115H114V114ZM128 113V114H127ZM151 113V114H150ZM154 113H156V114H154ZM158 113V114H157ZM162 113V114H161ZM205 113V114H204ZM254 113L255 114H258V115H260L261 113V116H258V115H254ZM25 114V115H24ZM38 114V115H37ZM40 114V115H39ZM52 114V115H51ZM65 114V115H64ZM130 114V116H128ZM134 114H136V115H134ZM146 114H147V116H146ZM153 114V115H152ZM249 114H253L254 115V122H257V121H259V123H261V124H258V122L256 123L257 124V129H258V131H257V129H251L252 127H254L256 124L254 123V125L252 124L250 127H247V122H246V120H247V117H249ZM49 115V116H48ZM63 115V116H62ZM88 115V116H87ZM91 115V116H90ZM111 115V116H110ZM139 115H143V116H139ZM157 117H156V116ZM159 115H160V117H159ZM164 115V116H163ZM167 115V118L165 117ZM169 115V116H168ZM7 116V118H5ZM11 116V117H10ZM27 116V117H26ZM35 116H38L37 118L34 117ZM69 116H71L72 117V119H70L71 117H69ZM73 116H74V119H73ZM81 118H80V117ZM94 116H95V118H94ZM100 116V117H99ZM110 116V117H109ZM112 116H114L113 118H112ZM119 116H121L120 117V119H119ZM134 116L136 117V118H134ZM139 116V117H138ZM155 116V117H154ZM171 116V117H170ZM31 117V118H30ZM40 117V118H39ZM41 117H42V119H41ZM52 117V118H51ZM60 117V118H59ZM89 117V118H88ZM106 117H108L109 119H111V120H107L106 119ZM116 117V119H117V123L114 121V120H116V119H114ZM129 117V118H128ZM131 117H133L132 118V120L130 121V119H131ZM138 117V118H137ZM141 117V118H140ZM152 117V118H151ZM169 117H170V119H169ZM175 117H176V119H175ZM221 117V118H220ZM246 117V118H245ZM260 117V119L258 120V118ZM34 118V119H33ZM54 118V119H53ZM59 118V119H58ZM76 118H77V120H76ZM85 118V119H84ZM88 118V119H87ZM97 118V119H96ZM99 118V119H98ZM103 118V119H102ZM149 119V121H150V118L151 119H153V120H157L156 118H159L158 119V121L157 122H155V123H158V124H162V123H164V126H163V124H162V126L161 127H163V128H161L160 130L162 131H156L155 133L150 129L155 123H149L148 122V119ZM167 119V120H169V122H166V124H165V122H161L162 120L163 121H166V120H164V119ZM216 118V119H215ZM220 118V120H218ZM225 118H227L226 120H225ZM228 118H229V120H228ZM231 118V119H230ZM233 118V119H232ZM239 118V119H238ZM242 118H244L243 120H242ZM257 118V120L255 121V119ZM7 119V120H6ZM24 119H26V120H24ZM47 119V120H46ZM68 119V120H67ZM91 119V120H90ZM143 119H145L146 121H147V124H145L146 123V121L144 122V121H141V120H143ZM162 119V120H161ZM179 119V120H178ZM201 119V118H200ZM235 119H236V123H235ZM6 120V121H5ZM12 120V121H11ZM18 120V121H17ZM70 120V121H69ZM88 120V121H87ZM96 120H99V122L98 121H96ZM101 120H103L102 121V123H101ZM112 120H113V122H115L116 123V125L117 126H115V123H112ZM118 120H120V121H118ZM127 120V122L128 121H130V123L128 122V124L127 123H125V121ZM204 120V121H203ZM228 120V121H227ZM46 121V122H45ZM57 121V122H56ZM62 121V122H61ZM67 121V122H66ZM69 121V122H68ZM84 121H86V122H84ZM91 121L93 122V123H91ZM106 121V122H105ZM122 121V122H121ZM224 121V122H223ZM227 121V122H226ZM241 123H240V122ZM7 122V123H6ZM9 122H10V124H9ZM70 122H76V123H70ZM80 122V123H79ZM131 122H133L132 124H131ZM143 122V123H142ZM161 122V123H160ZM204 122V123H203ZM213 122V123H212ZM230 122H234L233 124H231ZM5 123H6V125H5ZM15 123V124H14ZM42 123V124H41ZM55 123V124H54ZM57 123V124H56ZM77 123H79V124H77ZM83 123V124H82ZM88 123V124H87ZM96 123V124H95ZM98 123H101V124H98ZM113 124V126H112V124ZM119 123V124H118ZM123 123V124H122ZM141 123V124H140ZM208 123V124H207ZM228 123V126H226V124ZM3 126H2V125ZM8 124V125H7ZM26 124V125H25ZM42 126H41V125ZM89 124H90V126H89ZM93 124V125H92ZM99 126H98V125ZM108 124H109V126H108ZM136 124V125H135ZM145 124V125H144ZM153 124V125H152ZM229 124H231V125H229ZM236 124H237V126H236ZM238 124H239V126H240V128L239 129H237L239 126H238ZM245 124V126L247 127L246 129L245 128H242V125H244ZM14 125H16V127H14ZM25 125V126H24ZM56 125V126H55ZM75 125H78L77 127L75 126ZM102 125V126H101ZM127 125H128V127H129V125H131V126H134V127H129V128H126L127 127ZM141 125V126H140ZM152 125V126H151ZM155 125H157V124H155ZM171 125V126H170ZM175 125V126H174ZM192 127H190V126ZM260 125V126H259ZM39 126H40V128H39ZM45 126V127H44ZM67 126V127H66ZM73 126H74V128H73ZM86 126V127H85ZM106 126V127H105ZM143 126V127H142ZM147 126H149V128L147 127ZM169 127V128H167V127ZM212 126V127H211ZM215 126V127H214ZM219 126V127H218ZM221 126V127H220ZM223 126V127H222ZM229 126H230V129H228L229 128ZM233 126V127H232ZM234 126H236V127H234ZM259 126V127H258ZM261 126H262V128H263V130L261 129ZM85 127V128H84ZM94 127V128H93ZM112 127H116L115 129L114 128H112ZM125 127V128H124ZM186 127V128H185ZM224 127H228V128H224ZM4 128V129H3ZM9 128V129H8ZM60 128V129H59ZM68 128V129H67ZM81 128H83V129H81ZM105 128H106V130H105ZM110 128H112V130H110ZM120 128V129H119ZM123 129V131H120V130H122ZM134 129L135 128V133L133 134V135H131L132 133H133V131H131L132 129ZM138 128H139V130H138ZM142 128H144V131H142V135H141V130H143ZM164 128H167V130L165 129V131H164ZM213 128V129H212ZM219 128H221V129H219ZM222 128H224V129H222ZM231 128L232 129H235V130H231ZM249 128V129H248ZM7 131H6V130ZM16 129H18L17 131H16ZM25 129V130H24ZM49 129H50V131H51V133H50V131H49ZM56 130V131H52V130ZM80 129L81 130H84V131H80ZM89 129V130H88ZM97 129V130H96ZM131 129V130H130ZM163 129V130H162ZM181 129V130H180ZM193 131H192V130ZM216 129H217V131H216ZM251 129V130H250ZM261 129V130H260ZM8 130H9V132H8ZM22 130V131H21ZM29 130V131H28ZM36 130V131H35ZM39 130V131H38ZM43 130V131H42ZM64 132H63V131ZM104 130H105V134H103L104 133ZM110 130V132H108ZM117 130H119V131H117ZM128 130V131H127ZM132 132H130V131ZM175 130H179V131H175ZM203 130V131H202ZM222 130H227V133L225 134V132L224 131H222ZM242 130V131H241ZM247 133H244V131ZM14 131V132H13ZM22 132V134H21V132ZM33 131V132H32ZM40 131L41 132H45V133H48L49 132V136H51V137H53V136H55L54 138H52L51 139V137H49V140H48V142L44 145V146H46V151H44V149L41 147V142H40V140L39 139H36L37 137H36V134L38 135V134H40ZM60 131H61V133H60ZM77 131V132H76ZM101 131H103V132H101ZM115 131H117L118 132V134H117V132H115ZM167 131V132H166ZM182 132V134H181V132ZM186 131H188V132H186ZM241 131V132H240ZM252 131H255V132H252ZM259 132V134H260V131L261 132H263V133H261L260 135H261V137H260V135L259 134H257L256 135V133L257 132ZM12 132V133H11ZM81 132H83L82 134H81ZM87 132H88V134H87ZM94 132V133H93ZM97 132V133H96ZM106 132H108V133H106ZM112 132V133H111ZM114 132H115V136L117 137V138H120V137H122V139H123V141H122V139L120 140V139H118L117 140V138L113 141V140H110V139H114ZM119 132H120V134H119ZM153 132V133H152ZM158 132V133H157ZM164 132H166V133H164ZM177 132V133H176ZM178 132H179V134H180V136H181V138H176V137H178L179 135H178ZM186 132V133H185ZM193 132V133H192ZM213 132H215V133H213ZM229 132V133H228ZM237 132V133H236ZM250 132V133H249ZM6 133H8V134H6ZM17 133V134H16ZM24 133H28V134H26L25 136H24ZM55 133H57V135H55ZM73 133V134H72ZM77 133H79V134H77ZM93 133V134H92ZM101 135H100V134ZM111 133V134H110ZM126 133H127V138L130 140L131 138L130 137H128V136H131L132 137V141L130 142L129 140H127V138L125 137L126 136ZM131 133V134H130ZM138 133V134H137ZM143 133H145L146 135L144 136L143 135ZM173 133H175V134H173ZM195 133H197V135H195ZM206 133V134H205ZM213 135H217V133L219 134V138H220V140H219V138H218V135L217 136H212L211 134ZM222 135H221V134ZM5 134H6V136H5ZM16 134V135H15ZM31 134V135H30ZM61 134V135H60ZM75 134V135H74ZM92 134L93 135V137H92V135H91V137H90V135ZM125 134V135H124ZM129 134V135H128ZM137 134V135H136ZM160 134V135H159ZM165 134V136H163V135ZM177 134V135H176ZM225 134V135H224ZM231 134V136H232V134H233V137L235 138L236 136V138L238 139H233V137L231 138V136H228V135H230ZM60 135V136H59ZM63 135H65V136H63ZM77 135V136H76ZM82 135V136H81ZM95 135V136H94ZM98 135H100V136H98ZM120 137H119V136ZM135 135V136H134ZM140 135V136H139ZM162 135V136H161ZM168 135H170V143H171V141H173L172 143H171V145H169V143H167L168 142V140L166 139V138H168L167 136ZM174 135H176V136H174ZM183 135V136H182ZM190 135V136H189ZM197 136V138L194 136L193 138H195V139H193V140H191L192 139V137L191 136ZM204 135L205 136H207V139H208V141H206V137L204 138ZM235 135V136H234ZM247 135H248V138H247ZM249 135H251V137L253 136V135H255V137L253 136V138H251ZM10 136V137H9ZM29 136V138H27ZM57 136V137H56ZM83 136H85V139H84V137ZM97 136L99 137V138H97ZM107 136V138H105ZM109 136V137H108ZM112 136V137H111ZM156 136V137H155ZM179 136V137H180ZM184 136H186V137H184ZM187 136H189V137H187ZM209 136H211L212 138H211V140L209 139ZM223 136V137H222ZM239 136V137H238ZM246 136V137H245ZM8 137H9V139H10V141H8ZM20 137V138H19ZM22 137V138H21ZM33 137V138H32ZM76 137V138H75ZM148 139H147V138ZM151 139H150V138ZM154 138V141H152L153 140V138ZM159 137V138H158ZM161 137V138H160ZM165 137V138H164ZM199 137V138H198ZM226 139H225V138ZM243 137H244V140H243ZM250 137V138H249ZM5 138V139H4ZM17 138V139H16ZM34 139V140H32V139ZM63 138V139H62ZM80 139V138H82L81 139V141H77V139ZM125 138V139H124ZM138 140H137V139ZM156 138V139H155ZM171 138H173L174 140H172ZM176 138V139H175ZM187 138H191L190 140H189V142L188 143H185V146H186V148H184L185 146L183 145L184 144V142H187V141H184V140H186ZM218 138V139H217ZM224 138V139H223ZM88 139V140H87ZM98 139V140H97ZM109 139V142L108 141H106V140H108ZM137 140V141H133V140ZM150 139V140H149ZM178 139V140H177ZM198 139H200V140H198ZM202 139H203V141H202ZM215 139V140H214ZM223 139V140H222ZM228 139H230V141L228 140ZM235 140V142H233V140ZM247 139V140H246ZM248 139H250L249 141H248ZM14 140V141H13ZM19 140V141H18ZM37 140V141H36ZM56 140H58V141H56ZM85 140H86V142H85ZM99 140H101V142L99 141ZM103 140H104V142H103ZM119 140L121 141V142H119ZM125 140V141H124ZM148 140V147H146L147 145H145L147 142H145V141H147ZM155 140H157V141H155ZM181 140V141H180ZM205 140V141H204ZM228 142H227V141ZM243 140V141H242ZM253 140V141H252ZM257 140H255V142L256 143H253V145H251L252 146V149H253V151H254V155H256V153H257V155H260L261 156V154L259 153V151H257L258 149H259V147H260V145L259 144H257V143H259V142H257ZM4 143H3V142ZM55 141V142H54ZM62 141V142H61ZM70 141V142H69ZM83 141V142H82ZM111 141V142H110ZM126 141H127V143H126ZM128 141H129V143H128ZM175 141H178V143L179 144H181L180 142H182V144L181 145H179L178 143H176L175 144ZM226 141V142H225ZM239 141V142H238ZM251 141V142H250ZM64 142V143H63ZM69 142V143H68ZM113 142H115V144L113 143ZM116 142H118L117 144H120V145H116ZM123 142V143H122ZM154 142V143H153ZM161 142H164L162 145H160V143ZM210 142V143H209ZM216 142V143H215ZM238 144L237 146H235L234 144ZM241 142V143H240ZM243 142H244V144H243ZM249 142V143H248ZM23 143V144H22ZM37 143V144H36ZM56 143V144H55ZM59 143V145H57ZM62 143H63V145L65 144V143H67V144H65L64 146L62 145ZM105 143H107V144H105ZM122 143V144H121ZM131 143V144H130ZM133 143H135L134 144V147H132L133 148V150H131L132 148H131V146H133L132 144ZM145 143V144H144ZM156 143L158 144V146L159 147H157V149H156V147L155 146H157L156 145ZM191 143V144H190ZM194 143V144H193ZM200 143H202V144H200ZM206 143V144H205ZM212 143H214L213 145H212ZM10 144V145H9ZM12 144V145H11ZM14 144L17 146H14ZM56 145V147H55V145ZM131 146H130V145ZM172 144H174V145H172ZM190 144V145H189ZM194 145V147L195 146H197V144H198V146L197 147H193L192 148V146ZM226 144V145H225ZM242 144V145H241ZM73 145H76V146H78V147H74ZM85 145V146H84ZM87 145H89L90 147H88ZM96 145H100L99 147L98 146H96ZM145 145V146H144ZM167 145H169L170 147H175L174 149H170L169 148V146H167ZM176 145V146H175ZM189 145V146H188ZM192 145V146H191ZM206 145V146H205ZM210 145V146H209ZM217 145H220V146H217ZM255 145H257V146H255ZM8 146V147H7ZM13 146V147H12ZM22 146V147H21ZM83 146H84V148H83ZM94 146V147H93ZM181 146H183L182 147V149H181ZM199 146H201V147H199ZM205 146V147H204ZM232 146V147H231ZM241 146V147H240ZM10 147V148H9ZM50 147H52V148H50ZM65 147V148H64ZM87 149H86V148ZM96 147V148H95ZM98 147V148H97ZM107 147H110V148H107ZM112 147V148H111ZM170 149V150H167L168 148ZM177 147H179V149H180V152L177 150L178 148ZM189 147H191L189 150H185V149H188ZM213 149V148H217V150L218 151H215V152H217V154L214 152V150H216V148L212 151L211 149ZM218 147H220V148H218ZM235 147V148H234ZM245 147L243 148L244 150H245ZM257 147V148H256ZM3 148V149H2ZM21 148V149H20ZM36 148V149H35ZM82 148V149H81ZM88 148H90V150L88 149ZM93 148V149H92ZM99 148H101V152L99 151ZM106 148V150H104ZM130 148V149H129ZM148 150H147V149ZM160 148H162V149H160ZM164 148H167V149H164ZM184 148V149H183ZM203 150H201V149ZM204 148V149H203ZM209 151V153H208V151H206V149ZM223 150H222V149ZM247 148V147H246ZM16 149H18L17 151H16ZM61 149H63V150H61ZM84 149V150H83ZM113 149L115 150V153H114V151H113ZM144 149V150H143ZM149 149H151V150H149ZM160 149V150H159ZM176 149V150H175ZM199 149H200V151H199ZM24 150V151H23ZM28 150V151H27ZM31 152H30V151ZM65 150H67V151H65ZM70 150V151H69ZM72 150H73V152H72ZM103 150V151H102ZM135 150H137L136 151V153H138V154H136L135 153ZM164 150V151H163ZM172 150V151H171ZM174 150L175 151H177V153H179V154H177L176 152L174 153V154H170L171 152H174ZM191 150H193V151H191ZM194 150L196 151V150H198L199 151V153H197L198 151H196V152H194ZM206 152H205V151ZM219 150H221V151H219ZM228 150V151H227ZM230 150H231V152H230ZM19 151V152H18ZM21 151V152H20ZM38 151V152H37ZM58 151H60V152H58ZM81 151V152H80ZM85 151H88L87 153L85 152ZM93 151H94V153H93ZM95 151H96V154H95ZM98 151V152H97ZM110 151V152H109ZM130 151V152H129ZM134 151V152H133ZM162 151H163V153H162ZM165 151H166V153H165ZM183 151V152H182ZM210 151H212V152H214V153H212V152H210ZM40 152H42L43 154H41ZM58 152V154H56ZM65 152H66V154H65ZM84 152V153H83ZM128 152V153H127ZM133 152V153H132ZM143 152V153H142ZM147 152V153H146ZM152 152H154V153H152ZM182 152V153H181ZM201 152H202V154H201ZM204 152V153H203ZM230 152V153H229ZM256 152V153H255ZM8 153V154H7ZM21 153H23V156L22 155H20ZM81 153V154H80ZM93 155H92V154ZM106 153H110L109 155L108 154H106ZM111 153H113L114 155H112ZM141 153V154H140ZM151 153V154H150ZM155 153H158V154H155ZM168 153H169V155H168ZM223 155H222V154ZM27 154V155H26ZM31 154V155H30ZM41 154V155H40ZM53 154V155H52ZM56 154V155H55ZM61 154H62V156L64 157L63 159H62V156H61ZM87 154V155H86ZM91 154V155H90ZM95 154V155H94ZM104 154V155H103ZM118 154V155H117ZM153 154H155V155H153ZM162 154H164V155H162ZM184 154V155H183ZM205 154V155H204ZM213 155V157H211V155ZM226 154V155H225ZM89 155V156H88ZM128 155H129V163H126V162H128V160L126 159V158H128ZM140 155H143V156H140ZM160 155V156H159ZM168 155V156H167ZM177 155V156H176ZM208 155H210L209 157H205V156H208ZM215 155V156H214ZM232 155H235V156H232ZM250 155V154H249ZM249 155H247V156H249ZM8 156V157H7ZM17 158H16V157ZM35 156V157H34ZM59 156V157H58ZM75 156H78V157H75ZM91 156V157H90ZM96 156V157H95ZM101 156V157H100ZM126 156V157H125ZM130 156H133V157H130ZM138 156V157H137ZM153 156H154V158H153ZM162 157L161 159L159 158V157ZM172 156H174V158L172 157ZM182 158L183 157V159H181L180 157ZM204 156V157H203ZM218 156H219V158H218ZM226 158V159H224V157ZM18 157H19V159H18ZM89 158V160H88V158ZM95 157V158H94ZM115 157H117L116 159H114ZM122 158L123 160H126V162L125 161H123L122 160V162H121V159L120 158ZM142 157V158H141ZM146 157V158H145ZM156 157H158V159H160V160H158ZM177 157H178V159L180 160V162H179V160H177ZM187 157H189L190 158V161H189V158L187 159ZM216 157L218 158V159H216ZM234 157H236V158H234ZM255 157V156H254ZM9 158L11 159V160H14V161H10L9 160ZM55 160H54V159ZM69 158V159H68ZM87 158V159H86ZM119 158V159H118ZM125 158V159H124ZM139 159V158H141L140 160H137V159ZM151 158V159H150ZM152 158H153V160H152ZM155 158H156V160H155ZM168 158V159H167ZM169 158H170V160H172L173 159V162L172 161H170L169 160ZM176 158V160L178 161H175L174 159ZM184 158L185 159H187V160H185V161H183L184 160ZM202 158H207V159H202ZM214 158V159H213ZM232 158H234V159H232ZM260 159V157L259 156H257V158L255 157L254 159ZM7 159V160H6ZM62 159V160H61ZM77 159V160H76ZM78 159H80V160H78ZM111 159V161H109ZM130 159H132V161H134L135 160V162H136V160H137V162H136V164H134L135 162H133V164H132V162L130 161ZM142 159H144V160H142ZM147 161H146V160ZM150 161H149V160ZM216 159V160H215ZM224 159V160H223ZM230 159H231V161H230ZM236 159V160H235ZM61 160V161H60ZM67 160V161H66ZM76 160V161H75ZM87 160V161H86ZM103 160H104V162H103ZM105 160H106V162H105ZM112 160H113V163H112ZM119 161V162H117V161ZM155 160V161H154ZM157 160L160 162H158L157 163ZM200 160V161H199ZM204 160V161H203ZM208 160V161H207ZM227 160V161H226ZM84 161V162H83ZM92 161V162H91ZM98 161V162H97ZM100 161V162H99ZM103 163H102V162ZM109 161V163L107 164V162ZM140 161V162H139ZM141 161H145V162H141ZM152 161V162H151ZM166 161H167V163H166ZM201 161H202V163H201ZM231 163H230V162ZM14 162H17V163H15L14 164ZM66 162V163H65ZM87 162V163H86ZM118 163V164H115V163ZM126 164H125V163ZM139 162V164H137ZM154 162V163H153ZM157 164H156V163ZM172 162V163H171ZM199 162H200V164H199ZM222 162V163H221ZM3 163V164H2ZM23 163H25V164H23ZM73 163V164H72ZM81 165H80V164ZM120 163V164H119ZM124 163V164H123ZM148 163V164H147ZM150 163H153V164H151L150 165ZM170 163V164H169ZM175 163H177V165L175 164ZM185 163V164H184ZM192 163H193V165H192ZM195 163L197 164V165H195ZM45 164V169H41L40 170V168L42 167V165H44ZM49 164V166H50V164H51V169H50V167L48 168L47 167V165ZM87 164V165H86ZM98 164H101V165H98ZM103 164V165H102ZM112 164H114L113 166H112ZM130 164H131V167H130ZM142 164V165H141ZM145 164H146V166H145ZM184 166H183V165ZM189 164H191V165H189ZM3 165V166H2ZM11 165H13L10 169H9V167ZM37 165H39V166H37ZM64 165V166H63ZM79 165H80V167H79ZM86 165V166H85ZM106 167H105V166ZM112 167H111V166ZM121 165V166H120ZM126 165V166H125ZM137 165V166H136ZM139 165L140 166H142L143 167V165H144V168H141V167H139ZM158 167V169H157V167ZM159 165V166H158ZM173 165V166H172ZM182 165V166H181ZM198 165H200V166H198ZM209 165H211V164H209ZM261 165V164H260ZM264 165V164H263ZM23 166V167H22ZM63 166V167H62ZM73 166H75V167H73ZM84 166V167H83ZM90 166V167H89ZM99 166V167H98ZM125 166V167H124ZM133 166V167H132ZM149 166H151V168H153L152 170L149 168ZM153 166V167H152ZM155 166V167H154ZM166 166V167H165ZM177 166V167H176ZM180 166H181V168H180ZM187 166V167H188ZM17 167V168H16ZM52 167H53V169H52ZM57 167V168H56ZM103 167V168H102ZM108 167V168H107ZM110 167V168H109ZM119 167V168H118ZM127 167H130V168H132V169H130V168H127ZM168 167H170V168H168ZM179 167V169L178 170H176L177 168ZM195 167V168H196ZM21 170V171H19V169ZM22 168V169H21ZM65 168V169H64ZM84 168V170H82ZM111 168H113V169H111ZM166 168H168V170H166ZM196 168V169H197ZM247 168V167H246ZM12 169V171H10ZM16 169V170H15ZM54 169H56V170H54ZM57 169H59V170H57ZM61 169V170H60ZM74 169L76 170L77 169V171L75 172L74 171ZM97 169V170H96ZM104 169V170H103ZM110 169V170H109ZM118 169V170H117ZM126 169V170H125ZM138 169V170H137ZM144 169H145V171H144ZM149 169V170H148ZM18 170V171H17ZM44 170V173H42V171ZM51 170V171H50ZM54 170V171H53ZM66 170H68V171H66ZM89 170V171H88ZM95 170V171H94ZM121 172H120V171ZM124 170V171H123ZM131 170V171H130ZM140 170V171H139ZM28 171V172H27ZM30 171V172H29ZM57 171V172H56ZM63 171H65V172H63ZM70 171V172H69ZM72 171H74V172H72ZM87 171L89 172V173H87ZM112 171V172H111ZM114 171V172H113ZM119 171V172H118ZM129 171H130V173H129ZM144 171V172H143ZM172 171V172H171ZM15 172V173H14ZM22 173L21 175H20V173ZM25 172V173H24ZM72 172V173H71ZM116 172H118V173H116ZM124 172V173H123ZM143 172V173H142ZM146 172V173H145ZM148 172H149V174H148ZM178 172V173H177ZM11 174V176L9 177V175L8 174ZM29 173V174H28ZM64 173V174H63ZM114 173V174H113ZM128 173H129V177H131L133 174V176L129 179L128 178ZM139 173V174H138ZM144 173H145V175H144ZM164 173H166V174H164ZM43 174V175H42ZM44 174H45V176H46V174H47V176L45 177L44 176ZM65 174H68V175H65ZM92 174V175H91ZM116 174V175H115ZM125 174H127V175H125ZM138 174V175H137ZM152 174V178L150 179V178H147V177H151L150 175ZM154 174V175H153ZM180 174V175H179ZM52 175V176H51ZM59 175H61V176H59ZM107 175V176H106ZM113 175H114V177H113ZM142 177V179H141V177ZM155 175H156V178L158 177V176H160V177H158L157 179L155 178V179H153L154 177H155ZM158 175V176H157ZM162 175V176H161ZM167 175V176H166ZM170 175H172V177L170 176ZM177 175H179L178 177H177ZM184 175H185V177H184ZM3 176H4V178H3ZM29 176V177H28ZM50 176V177H49ZM116 176H117V178H118V176H119V179H122L121 181L118 179L117 180V178H116ZM125 176V177H124ZM127 176V177H126ZM137 176H138V178H137ZM166 176V177H165ZM170 176V177H169ZM7 177V178H6ZM21 177V178H20ZM40 177V178H39ZM47 177H48V179H47ZM135 177V178H134ZM162 177V178H161ZM11 178V179H10ZM113 178H115V179H113ZM125 178H127V179H125ZM161 178V179H160ZM166 178V179H165ZM168 178H171V179H168ZM190 178V177H189ZM218 178V177H217ZM217 178H215V179H213V180H215L216 181V183H215V181L213 182V180L212 181H210V183H212V184H210V183H208V181H204L203 182V184H202V187H205V186H207V187H205L204 189H210L209 191L210 192H215V193H221L219 196H218V198H223V197H228L226 194H229V193H227L228 191H227V186L229 187V185H225L226 183L224 182V181H221L219 178L217 179ZM13 179V180H12ZM42 179V180H41ZM62 179V180H61ZM123 179H125L124 180V182H126V183H124V182H122L123 181ZM133 179V180H132ZM137 179V180H136ZM160 179V180H159ZM168 179V180H167ZM185 179H186V181H185ZM249 179H250V183H252V187H251V189H255V190H258V189H260V186H261V183L259 184V182H258V180H252L250 177H249ZM49 180H50V182H52V184H50V182H49ZM67 180V181H66ZM105 180V181H104ZM128 180H130L129 182H128ZM154 180V181H153ZM165 180V181H164ZM172 180V181H173ZM178 180H176L177 182H179ZM253 182H252V181ZM104 181V182H103ZM137 181H140V182H137ZM143 181V183L141 184V182ZM158 181V182H157ZM68 183V185L69 184H71L72 185V187H73V190H75V191H78V194H80L81 195V197L84 199V200H86L85 201V204H81V208H77V209H72L68 204H67V202H66V199H60L61 197H69V195H70V192H69V186H66V184ZM75 182V183H74ZM79 182H81V183H79ZM114 182V183H113ZM127 182L128 183H130L131 185H129V184H127ZM133 182H135V183H133ZM155 182H156V184H155ZM34 183V184H33ZM45 183V184H44ZM96 183H97V185H96ZM102 183V184H101ZM107 183V184H106ZM116 183V184H115ZM139 183V184H138ZM208 183V184H207ZM224 183V184H223ZM10 184V185H9ZM86 184V185H85ZM94 184V185H93ZM136 184H137V186H136ZM143 184H145V185H143ZM205 184H207V185H205ZM215 186H214V185ZM40 185V186H39ZM47 185V186H46ZM84 185H85V187H84ZM139 185H143V186H139ZM154 185H156V186H154ZM162 185V184H161ZM210 185V186H209ZM43 186V187H42ZM119 186V187H118ZM134 186V187H133ZM150 186V187H149ZM154 186V187H153ZM160 186V187H159ZM212 186H214V187H212ZM65 187V188H64ZM89 187V188H88ZM117 187H118V189H117ZM138 187V188H137ZM142 187V188H141ZM148 187V188H147ZM159 188V191H158V189L156 190V192H155V189L154 188ZM262 187V186H261ZM17 188H19L18 190H16ZM109 188H111L110 189V191H108L109 190ZM115 188V189H114ZM123 188V189H122ZM125 188V189H124ZM140 188H141V190H140ZM151 188V190H149ZM44 189V190H43ZM83 190V191H81L82 192V194L80 193V190ZM99 189V190H98ZM139 189V190H138ZM147 189H148V191H147ZM190 189V191H188ZM3 190V191H2ZM118 190V191H117ZM121 190V191H120ZM124 190H125V192H124ZM128 190L130 191L129 192V195L127 194L128 193ZM177 190H178V192H177ZM187 190V191H186ZM17 191V192H16ZM25 191V192H24ZM32 191V192H31ZM46 191V192H45ZM51 191V192H50ZM89 191H91V192H89ZM93 191V192H92ZM98 191V192H97ZM114 191H116V192H114ZM127 191V192H126ZM143 191H144V193H143ZM154 191V192H153ZM176 191V192H175ZM186 191V192H185ZM227 191V192H226ZM8 192V193H7ZM47 192H49V193H47ZM97 192V193H96ZM134 192V193H133ZM146 192H148V193H146ZM151 192V193H150ZM185 194H184V193ZM85 193H87V194H85ZM96 193V194H95ZM99 193V194H98ZM114 193H118V195H116V194H114ZM122 193H123V195H122ZM132 193V194H131ZM146 193V194H145ZM152 193H153V195H152ZM29 194V195H28ZM106 194V195H105ZM110 194H111V196H110ZM138 196H137V195ZM156 194V195H155ZM158 194V195H157ZM167 194H170V197L173 195V194H175V195H173L174 197H177V196H180V199H179V197H177V198H175V199H177V201H175L174 200V197L172 196L171 198H173V199H171V198H169L168 199V195ZM172 194V195H171ZM22 195H23V197H22ZM103 197H102V196ZM122 195V196H121ZM126 195V196H125ZM131 195H132V198H131ZM149 195H151V196H149ZM162 195H164V196H168L167 197V199H166V201L168 200L169 202H172L173 203V205H172V203H170V204H168V205H170V206H168L167 205V203H166V201L163 199L164 198V196H162ZM186 195H188V196H186ZM24 196H26V197H24ZM101 198H100V197ZM112 196H114V197H112ZM119 196H120V198H119ZM124 196V197H123ZM128 196V197H127ZM153 196H155L154 198H152ZM160 196H162L161 198H160ZM86 197V198H85ZM123 197V198H122ZM130 197V198H129ZM146 197L147 199H144V198ZM165 197V198H166ZM129 198V199H128ZM148 198H151L152 200H154V201H151V199L149 200V201H147L148 200ZM182 198V199H181ZM89 199V200H88ZM109 199V200H108ZM121 199V200H120ZM124 199H126L127 201H126V203H124L123 201H124ZM158 199H160V200H162V202H163V200H164V202L166 203V205H164L165 203L163 202V204H162V202L160 201V200H158ZM171 199V200H170ZM96 202H95V201ZM120 200V201H119ZM137 200V201H136ZM145 200V201H144ZM156 200V201H155ZM174 200V201H173ZM185 200V201H184ZM95 203H94V202ZM114 201V202H113ZM130 201H132L133 202V206L130 204L131 202ZM134 201H136V204H135V202ZM159 201V202H158ZM167 201V202H168ZM180 201V204L178 203V204H176L177 202H179ZM87 202V203H86ZM155 202V203H154ZM187 202H189V203H187ZM94 205V207L95 208H92L90 205H92V204ZM118 203H120V206H119V204ZM129 203V204H128ZM257 203H260V199H259V201H257ZM101 204V205H100ZM122 204H124L125 205V207L123 208V206H121ZM177 205L176 207H177V209H173V208H175L174 206L175 205ZM256 204V203H255ZM55 205H56V208L55 209H52V208H54L55 207ZM59 205H61L62 207H61V209H59ZM63 205H64V207H63ZM92 205V206H93ZM98 206V205H100L99 207L100 208H98V207H96V206ZM130 205H131V207H130ZM54 206V207H53ZM67 206V207H66ZM83 206V207H82ZM88 206V207H87ZM128 206V207H127ZM147 206V207H146ZM164 206V207H163ZM167 207V210H166V212H165V209H166V207ZM178 206H179V209H178ZM189 206V207H188ZM103 207V208H102ZM129 207H130V209L132 210V212L131 213H128V212H130V209H129ZM136 208V211H135V209L134 208ZM146 207V208H145ZM149 207H151V208H149ZM153 207V208H152ZM171 208V210H172V212H171V210H170V208ZM47 208L49 209H52V211L49 209V210H47ZM58 208V209H57ZM110 208V209H109ZM114 208H115V210H114ZM125 209L126 210V213L128 214L127 216L126 215H124V214H126V213H124L123 214V212H125V210H122V209ZM168 208H169V210H170V212H167V211H169L168 210ZM189 208V209H188ZM233 208H234V210H235V208H236V211H238L239 209H238V207H235V205H234V207L232 206L231 207V209L229 208V209H223V211H222V218H224L225 217V219H228V218H230V216H231V218L233 217V215L235 216L236 215V211H234L233 210ZM85 209V210H84ZM98 209V210H97ZM101 209V210H100ZM117 209V210H116ZM118 209H121L123 212H121V215H122V217H121V215H120V211L121 210H119V212H117L118 211ZM158 209V213L156 212V210ZM160 209H162V210H160ZM164 209V210H163ZM185 209V211H183ZM195 209V210H194ZM238 209V210H237ZM87 210V211H86ZM91 210V211H90ZM93 210V211H92ZM96 210H97V212H96ZM100 210V211H99ZM111 210H113V211H111ZM174 210V211H173ZM175 210H176V212H175ZM231 210V211H230ZM255 210V209H254ZM259 210H261V209H259ZM56 211V212H55ZM59 213H58V212ZM142 211H143V213H142ZM151 211L153 212V213H151ZM162 211V212H161ZM181 211V212H180ZM43 212V213H42ZM55 212V213H54ZM73 212V213H72ZM110 212H113V213H110ZM117 212V213H116ZM142 213V215H140V216H138L139 215V213ZM149 212H150V214H149ZM159 212L161 213L160 215H159ZM164 212V213H163ZM185 212V213H184ZM238 212H240V211H238ZM13 213V214H12ZM62 213V214H61ZM82 213V214H81ZM93 215H92V214ZM99 213H101V214H99ZM140 213V214H141ZM157 213V214H156ZM164 214V216H163V214ZM168 213H169V215H168ZM175 213H176V215H175ZM44 214H45V217H44ZM55 216H53V215ZM59 214V215H58ZM80 214V215H79ZM84 214H85V216H84ZM104 214V215H103ZM106 214V215H105ZM113 214V215H112ZM137 214V215H136ZM145 214H146V216H145ZM156 214V215H155ZM171 214V215H170ZM181 214V215H180ZM238 214V213H237ZM83 215V216H82ZM87 215V216H86ZM90 217H89V216ZM95 215V216H94ZM111 215V216H110ZM135 217H134V216ZM151 216V217H149V216ZM154 215V216H153ZM159 215V216H158ZM59 216V217H58ZM158 216V217H157ZM226 216H227V218H226ZM229 216V217H228ZM12 217V218H11ZM64 217V218H63ZM101 217V218H100ZM125 217V218H124ZM140 217V218H139ZM155 219H154V218ZM156 217H157V219H156ZM162 217H163V219H162ZM165 217V218H164ZM184 217V218H183ZM190 217V218H189ZM195 217V218H194ZM56 218V219H55ZM108 218V219H107ZM122 218V219H121ZM133 218V219H132ZM139 218V219H138ZM149 218H153L152 220H153V222L154 223H152V220L150 219L149 220ZM159 218V219H158ZM160 218H161V220H160ZM170 218V219H169ZM177 218L179 219L177 222H176V220H177ZM3 219V220H2ZM98 219V220H97ZM106 219V220H105ZM135 219L137 220V221H135ZM168 219V220H167ZM52 220V221H51ZM62 220V221H61ZM93 220H94V223H93ZM147 220V221H146ZM158 220V221H157ZM167 222H166V221ZM188 220V221H187ZM0 226H3L2 228L3 229H5V230H7V234H9L10 233V240L11 241H13V248H12V251H11V249L9 248V252L10 253H8V254H10V255H13L14 253H22V252H24V251H26V250H28V248L29 247H31V244H32V237H31V234H30V232L31 233H33L31 230H30V232L28 231V230H26V228L25 229H23V228H21V224H24L25 222L24 221H22L21 222V219L18 217V216H16L15 215V213L14 212H10V213H5V214H3L2 216H1V218H0ZM11 221V222H10ZM14 221V222H13ZM61 223H60V222ZM65 221V222H64ZM128 221H130L132 224H130ZM136 223H135V222ZM138 221L140 222V223H142V225L141 224H139L138 223ZM150 221H151V224H150ZM174 221V222H173ZM19 222V223H18ZM24 222V223H23ZM29 222V220L27 221V223ZM57 223V222H59L58 224H53V223ZM99 222V223H98ZM103 222V223H102ZM148 222V223H147ZM185 222V223H184ZM12 223V224H11ZM63 223V224H62ZM155 223L156 224H158V225H155ZM163 223V224H162ZM187 223V224H186ZM7 224V225H6ZM15 224V226H13L12 228H11V226L12 225H14ZM41 224V225H40ZM52 224V225H51ZM65 224H67L66 226L67 227H69V228H67L66 226H65ZM71 224V225H70ZM74 224V225H73ZM94 224V225H93ZM109 224V225H108ZM148 226H147V225ZM165 224V225H164ZM184 224L186 225L185 227H184ZM189 224V225H188ZM18 225H20V226H18ZM73 225V226H72ZM78 225V226H77ZM118 225V226H117ZM127 225V226H126ZM134 225V226H133ZM137 225V226H136ZM40 226H42L43 228L41 229V227ZM44 226L45 227H48V228H44ZM58 227V229H57V227ZM61 226V227H60ZM75 226V227H74ZM96 226V227H95ZM133 226V227H132ZM167 226V225H166ZM177 226H178V224H177ZM7 227H9V228H7ZM38 227V228H37ZM56 227V228H55ZM93 227V228H92ZM143 227V228H142ZM146 227V228H145ZM16 228V229H15ZM55 228V229H54ZM67 229V230H65V229ZM74 228V229H73ZM76 228V229H75ZM98 228V229H97ZM134 228H136V230L134 229ZM155 228V229H154ZM180 228H185L184 229V231H182ZM187 228H189V229H187ZM13 229H15V230H13ZM52 229V230H51ZM57 229V230H56ZM85 229V230H84ZM87 229H88V231H87ZM114 229H116V231L114 230ZM132 229H134V232H130ZM137 229H139V230H137ZM149 229V230H148ZM157 229V230H156ZM173 229V230H172ZM20 230V231H19ZM51 230V231H50ZM101 232H100V231ZM143 230V231H142ZM147 230V231H146ZM155 230L157 231V233L155 232ZM27 231V232H26ZM49 231V232H48ZM84 231H87L86 233L84 232ZM129 231V232H128ZM133 231V230H132ZM136 231H142V233L144 232V231H146V232H144L143 233V235L141 234V232H137L136 233ZM149 231V232H148ZM191 231V232H190ZM12 232V233H11ZM48 232V233H47ZM96 232V233H95ZM155 232V233H154ZM180 232H182L181 234H180ZM15 233H18L17 235L15 234ZM23 233V234H22ZM71 233V235H69ZM95 233V234H94ZM128 233H130L131 235H129ZM150 233H151V235H150ZM198 233V232H197ZM6 234V235H7ZM42 234V235H41ZM58 234V235H57ZM85 234V235H84ZM133 234H136L135 236H133ZM148 234V235H147ZM20 235H22L21 237H20ZM49 235H51V236H49ZM64 235H66V236H64ZM91 235V236H90ZM95 235V236H94ZM102 235V236H101ZM128 235V236H127ZM138 235H139V237H138ZM157 235H159V236H157ZM199 235V236H198ZM200 235H201V238H200ZM241 235V234H240ZM85 236V237H84ZM149 236H151V237H149ZM198 236V238H200V239H198V238H196ZM246 236H247V238L251 241V240H254V241H251L250 242V244H252L254 247H255V254H256V256H258V257H256L257 259L258 258H260L262 255H260L261 254V246H260V242H259V240H257L256 239V237L253 235V234H251V233H249V234H246ZM30 237V238H29ZM164 237V236H163ZM177 237H178V239H177ZM54 238H56V239H54ZM72 238V239H71ZM86 240H85V239ZM97 238V239H96ZM180 238V239H179ZM186 238V240H184ZM191 238V239H190ZM255 238V239H254ZM89 239V240H88ZM95 239V240H94ZM149 239V240H148ZM188 239H190V241L192 242L191 243V245H190V241H187ZM19 240H21V242L19 241ZM69 240V241H68ZM79 240H80V242H79ZM84 240V241H83ZM183 241V243L181 244V242ZM51 241V242H50ZM84 243H83V242ZM86 241V242H85ZM88 241V242H87ZM92 241H94V242H92ZM99 241V242H98ZM79 242V243H78ZM185 242H189L188 243V245H187V243H185ZM201 242V243H200ZM253 242V243H252ZM256 242V243H255ZM57 243H59V244H57ZM98 243V244H97ZM100 243V244H99ZM110 243H112V244H115V246L114 247H111V245H110ZM78 244V245H77ZM181 244V245H180ZM193 244V245H192ZM27 245V246H26ZM65 245H66V247H68V248H66L65 247ZM83 245H86V247H84L85 248V250L82 248H80V247H82ZM103 245V246H102ZM185 245H187V246H185ZM256 245V246H255ZM181 246V248L182 249H180L179 247ZM182 246H184V247H182ZM188 246H192L191 248L192 249H190ZM201 246H202V248H201ZM45 249H47V244H46V246H43ZM60 247V248H59ZM61 247H63V248H61ZM64 247H65V249H64ZM71 247V248H70ZM76 247V248H75ZM78 247V248H77ZM101 247V248H100ZM153 247V248H152ZM157 247V248H156ZM150 248H152V249H150ZM187 248H189V249H187ZM76 249V250H75ZM84 250L85 252H87L88 254L90 253L91 255H94V254H98L99 255V258H92V257H90V258H87V254L85 253L83 256L82 255H79V256H77L76 258H74L73 260H69L67 257L68 256H70V253H73L74 255H75V253H77L78 251L77 250ZM104 249V250H103ZM186 250V251H184L183 252V250ZM87 250V251H86ZM190 250V251H189ZM191 250H192V252H191ZM76 251V252H75ZM102 251V252H101ZM119 251V252H118ZM160 251V252H159ZM118 252V253H117ZM176 252V253H177ZM189 252L191 253V254H189ZM153 253V254H154ZM126 254V255H125ZM203 254H205V253H203ZM111 255H113L114 256V258H113V256H112V258H111ZM165 255V256H164ZM187 255H190V256H187ZM85 256V257H84ZM117 256V257H116ZM122 256V257H121ZM55 257H56V259H55ZM133 257V256H132ZM187 257V258H186ZM209 257H211V256H209ZM113 260H111V259ZM255 258V259H256ZM123 259V260H122ZM190 259V260H189ZM84 260H85V262H84ZM110 260V261H109ZM119 260V261H118ZM127 260V261H126ZM80 261V262H79ZM125 261V263H123ZM202 261V262H201ZM75 262V263H74ZM95 262V263H94ZM198 262V263H197ZM201 262V263H200ZM212 262H214V263H212ZM217 264V263H216Z\"/></svg>",
    "mask_w": 264,
    "mask_h": 264
},
{
    "label": "bare ground",
    "instance_id": "2",
    "mask_svg": "<svg viewBox=\"0 0 264 264\" xmlns=\"http://www.w3.org/2000/svg\"><path fill=\"white\" fill-rule=\"evenodd\" d=\"M19 1H22V0H0V35L1 36H4L7 40H2L1 41V43H2V45H3V49H2V51H0V60H1V62H0V74H2V75H4L5 76V78L6 79H8V81H10L11 83H13L15 86H16V88L19 90V91H26V92H28L29 90L28 89H30L31 91H29V92H37L38 90H39V88L41 89V88H44L45 89V87H47V86H45V85H38V84H31V83H27L25 80H24V75L26 74V73H28V74H30V75H32L33 77H38L40 74H39V72H40V70L41 69H43L44 71H45V73L44 74H46V72H47V70H48V68L46 69V67H47V62H48V58L49 59H54L55 58V56L53 57H51V56H49V55H40V53H39V51H38V49L34 52H31V50H30V48L31 47H29V46H32L30 43H32V42H39V43H43L44 41H45V39H42V37L41 38H38L37 40H33L32 38H30V37H27L26 35H24V33H25V26L27 25V22L25 23L23 20H22V18L21 19H17L16 17H15V15H16V12H14V8H16V3L17 2H19ZM60 1V0H59ZM106 1V0H105ZM112 1V0H111ZM127 1V0H126ZM166 0H134L133 1V3L131 4V6L129 7V8H127L125 5H120V6H118L117 7V10H112L113 12H117L116 14L114 13V14H112V16H111V19H110V17H108V15L107 16H103V18L101 17L100 19H92L91 18V16H86V18H87V25H85V26H81L80 28H78L76 25H73V24H71V23H69L68 21H67V19H66V15H68V13L69 12H67V11H64L63 10V8L61 9L60 8V10L58 9H56V10H54V11H52V12H50V16H51V18H53V20L56 22V24H57V27L58 28H60V30L61 31H63V32H69V31H73V32H76L75 34H77V36H78V38H80V39H78V40H76L75 38L73 39L72 38V40H73V42H74V44L76 45V46H78V47H80V49H76L77 47H75V54L77 55V56H79L81 59H83V60H89V58H93V59H106V57L105 56H100V54H102L101 52H103L106 56H107V58H108V61L110 60H112V59H114L116 56L118 57L119 55H121V56H128V58L129 57H131L133 54H134V52H135V50H133V51H131V50H128V49H125V48H123L122 46H120L119 47V45H113V44H107V42H102V41H97L98 39H96V37H97V35H99V31H100V28L101 27H106V26H108L109 24H110V22H112V17H117L118 15H120V16H126V15H129L130 16V18H128V19H131L133 22H137V25L139 26V25H142V24H139V22L141 21V18L143 17V16H145V13H146V11H145V9L147 8V6L149 5V7L151 6V7H156V6H158L157 8H159L164 2H165ZM169 1V0H168ZM167 1V2H168ZM175 1V0H174ZM179 1V0H178ZM181 1V0H180ZM188 1V0H187ZM191 1H193V0H191ZM195 1V0H194ZM246 1H252L253 2V0H198V2H199V5L201 6H199L200 8H201V10L200 9H198L196 12H194V13H191L190 12V14H187V15H182V16H176L175 14H172V12L173 11H169L170 9H171V7L172 6H170V8L168 7V8H166V6L164 7L165 8V10L164 11H162V13H163V16H164V20L162 21V23L163 24H165V27L163 28H157V29H155V28H153V29H151L146 35H144V36H142L141 38L144 40L143 41V45H145V47H143V48H141V47H139V46H137V57H136V59L133 61L134 62V64L136 65V67H135V69L136 68H138L139 67V65L141 64H144L145 62H146V60H147V57H145L144 55V50L146 51L147 50V52H152L150 55H152L153 54V57H152V59H154V60H156L155 62V65L157 64V66H160V67H164V65H166V62L168 61V60H170V59H172V64H173V62H176V61H173V59L175 60L176 59V54H180V59H182V60H187V61H194V63H196L197 61L198 62H200L201 60H203V57L205 56V54H203L202 52V55L200 56V54H197V49L199 50L202 46H208V45H211L210 47L211 48H214L215 49V51L213 50V52H221V54L224 56V58H225V62H227V63H231L232 62V64H234L233 63V60H241L243 57V59L245 60V59H250V58H252V59H256L255 57H257L258 59H260L259 61L256 59V61L259 63V69H260V71H262L261 69L264 67V56H262V54H260V53H256V51H259V50H262V51H264V49H260L259 48V50L258 49H256V48H254V44L255 43H257V42H261L262 43V45L264 46V34H263V32L261 33V31L262 30H264V21H262L263 22V24H262V26H260V25H258V23L257 24H253V22L255 23V21H253V22H251V24L248 22V20H247V22H248V24H246L247 22H246V20H245V24L243 25L241 22H239L240 21V18H239V23H241L242 24V26L240 25V27H237V26H239V25H237V24H239L237 21V23L235 24V25H237V26H235V27H231V24L233 23V21H232V19L234 18V16H233V18H231V12L235 9V7H237L238 5H241V7H242V4H243V6L245 5L244 4V2H246ZM256 1V0H255ZM29 2V1H28ZM40 2V1H39ZM104 2V1H103ZM189 2V1H188ZM188 2H186V4H188ZM257 2H258V0H257ZM60 3H63V2H61L60 1ZM59 3V4H60ZM72 3V2H71ZM99 3V2H98ZM98 3H97V0H94V5H98ZM261 3V2H260ZM53 4H54V2H53ZM110 4H113V3H110ZM166 4V3H165ZM197 4V3H196ZM252 4V3H251ZM249 5V6H247L246 5V7H250V6H252V5ZM34 5V4H33ZM64 5V4H63ZM75 5V3L73 4V6ZM84 5V4H83ZM87 5H88V3H87ZM260 5V4H259ZM30 6V5H29ZM53 6V5H52ZM54 6H56V5H54ZM66 7H68L67 5H65ZM112 6V5H111ZM193 6V5H192ZM49 7V6H48ZM57 7V6H56ZM55 7V8H56ZM66 7L64 8V9H66ZM71 7V6H70ZM195 7V6H194ZM40 8V7H39ZM47 8V7H46ZM50 8V7H49ZM48 8V9H49ZM83 8V7H82ZM93 8V7H92ZM114 8V7H113ZM163 8V9H164ZM174 8V7H173ZM185 8V7H184ZM196 8V7H195ZM238 9L237 10H239L240 8L239 7H237ZM248 8H246V9H248ZM34 9V8H33ZM32 9V10H33ZM106 9H108V7L106 8ZM162 9V10H163ZM245 8H243V10H244ZM250 10L249 11H251V8H249ZM253 10H254V8H252ZM31 10V11H32ZM39 10V9H38ZM38 10H36V11H38ZM68 10V9H67ZM76 10V9H75ZM80 10H81V8H80ZM79 10V11H80ZM161 10V9H160ZM175 10H178V9H175ZM174 10V11H175ZM181 10V9H180ZM184 10V9H183ZM194 10V9H193ZM40 11V10H39ZM70 11V10H69ZM148 11V10H147ZM179 11V10H178ZM178 11H177V13H178ZM184 11H187V9L186 10H184ZM188 11H189V9H188ZM227 12L228 13V17L226 18L225 16H224V14H226V13H224V12ZM235 11V10H234ZM240 11V10H239ZM244 11H247V10H244ZM244 11H242V12H244ZM30 12V11H29ZM33 12L35 13V10H33ZM248 12V11H247ZM263 12V11H262ZM39 13H41V12H39ZM43 13V12H42ZM148 13H150L149 11H148ZM182 13V12H181ZM185 13V12H184ZM235 13V12H234ZM233 13V14H234ZM26 14V13H25ZM30 14H32V13H30ZM45 14H47V12H45ZM81 14V13H80ZM98 14V13H97ZM147 14V13H146ZM151 14H153V13H151ZM240 14H242V13H240ZM18 15V14H17ZM16 15V16H17ZM98 15H100V13L98 14ZM98 15H96V16H98ZM148 15V14H147ZM162 15V14H161ZM177 15H180V11H179V13L177 14ZM235 15V14H234ZM245 15H246V12H245ZM19 16V15H18ZM22 16V15H21ZM20 16V17H21ZM23 16H24V14H23ZM22 16V17H23ZM62 16V17H61ZM65 16V17H64ZM73 16V15H72ZM75 16V15H74ZM110 16V15H109ZM152 16V15H151ZM157 16H159V15H157ZM239 17L240 15H236L235 16V18L236 17ZM241 16H243V17H245L243 14L241 15ZM261 16V15H260ZM100 17V16H99ZM128 17V16H127ZM150 17V16H149ZM148 17V18H149ZM162 18V17H161ZM221 18H224V21H223V23H222V25L221 24H219V29L218 30H216L215 31V29H214V31H211L210 32V30H209V32L206 34V33H204V34H206V35H203V33H202V35L201 34H198V33H200L201 31H205V29L206 28H208L209 27V24H207L206 25V22H208L209 20L210 21H220L221 20ZM242 18V17H241ZM247 18H250L249 16H247ZM256 18V17H255ZM71 19L73 20V18L71 17ZM149 19H151V17L149 18ZM208 21H207V20ZM238 19V18H237ZM251 19V18H250ZM125 20V19H124ZM146 20V19H145ZM155 20V19H154ZM157 20V19H156ZM235 20V19H234ZM115 21V20H114ZM119 21V20H118ZM117 21V22H118ZM143 21V20H142ZM158 21V20H157ZM232 21V23L229 25V22H231ZM243 21V20H242ZM252 21V20H251ZM29 22H31V20L29 21L28 20V24H29ZM51 22H53V21H51ZM85 22V21H84ZM119 22H121V21H119ZM128 22V21H127ZM130 22V21H129ZM150 22V21H149ZM260 22V21H259ZM32 23H34V22H32ZM38 23V22H37ZM47 23V22H46ZM74 23V22H73ZM77 23V22H76ZM75 23V24H76ZM153 24H154V22H152ZM159 23V22H158ZM209 23V22H208ZM211 23H214V22H211ZM225 23H227L228 24V26L226 27L225 25H223V24H225ZM261 23V22H260ZM120 24V23H119ZM144 24V23H143ZM152 24V25H153ZM226 24V25H227ZM34 25H36V24H34ZM41 25V24H40ZM51 25V24H50ZM52 25H53V23H52ZM106 25V26H105ZM147 25H148V23H147ZM147 25H144V26H147ZM171 25H173L174 26V29H172L171 30ZM214 25V24H213ZM125 26V25H124ZM127 26H128V24H127ZM131 26V25H130ZM129 26V27H130ZM154 26V25H153ZM215 26V25H214ZM232 26H234V24L232 25ZM40 27V26H39ZM109 27V26H108ZM211 27H213V26H211ZM102 28V29H103ZM143 28V27H142ZM179 28V29H178ZM41 29H43V28H41ZM45 29V28H44ZM109 28H107V30H108ZM129 29V28H128ZM143 29H147V28H143ZM24 31V33H22L21 31ZM34 30V29H33ZM33 30H31V32L33 31ZM132 30V29H131ZM197 30V31H196ZM207 30V29H206ZM57 31H59V30H57ZM110 31H112V30H110ZM109 31V32H110ZM133 31V30H132ZM131 31V32H132ZM29 32V31H28ZM27 32V33H28ZM46 32V31H45ZM45 32H43V33H45ZM138 32V31H137ZM198 32V33H197ZM226 32H229L228 34L226 33ZM30 33V32H29ZM106 33H108V32H106ZM197 33V34H196ZM104 34H105V32H104ZM109 34V33H108ZM226 34V35H225ZM114 35V34H113ZM135 36H136V34H134ZM156 37H155V36ZM42 36V35H41ZM43 36H44V34H43ZM60 36H63V37H66L67 39H69V40H71L70 38H68L69 37V35L68 34H60ZM101 36H104V35H101ZM128 36V35H127ZM126 36V37H127ZM133 36V35H132ZM139 36V35H138ZM195 36V37H194ZM57 37V36H56ZM75 37V36H74ZM100 37V36H99ZM105 37V36H104ZM111 37H113V36H111ZM110 37V38H111ZM121 37V36H120ZM153 37H155V38H153ZM183 37H187V38H191L192 40L193 39H196V43L195 44H193V43H191V42H194V40L193 41H191V42H185V43H188L189 45L185 48L183 45H186V44H180L179 42L180 41H178V40H180V38H183ZM37 38V37H36ZM46 38H48V37H46ZM123 38V37H122ZM128 38V37H127ZM126 38V39H127ZM137 38V37H136ZM151 38H153V40L151 39ZM2 39H4V38H2ZM112 39V38H111ZM114 39V38H113ZM185 39V38H184ZM191 39H189V40H191ZM16 40H20V42H22V44L21 45H14L15 44V42L14 41H16ZM56 40V39H55ZM60 40V39H59ZM118 40V39H117ZM128 40H129V38H128ZM186 40V39H185ZM51 41V40H50ZM66 41V40H65ZM108 41H110L109 39H108ZM120 41V39L118 40V42ZM187 41V40H186ZM198 41V42H197ZM55 42V41H54ZM60 42H62V41H60ZM122 42V41H121ZM124 42V41H123ZM129 42V41H128ZM134 42V41H133ZM136 42H138V38H137V41ZM17 44V43H16ZM30 44V45H29ZM33 44V43H32ZM57 44V43H56ZM59 44V43H58ZM57 44V45H58ZM123 44H127V43H123ZM123 44H121V45H123ZM137 44V43H136ZM135 44V45H136ZM246 45V44H248L249 45V47H250V49H246V48H249V47H246L245 48V46H241V48L243 47V49H239V45ZM60 45V44H59ZM129 45H132V43L130 42L129 43ZM128 45V46H129ZM134 45V46H135ZM137 45H139V43L137 44ZM141 45V44H140ZM15 46H17V47H15ZM49 45H47V47H48ZM45 47V46H44ZM65 47V46H64ZM69 47V46H68ZM132 47V46H131ZM136 47V46H135ZM205 47H203L204 48V50H205ZM261 47V46H260ZM167 48V53L165 54V53H163V52H165V49ZM216 48L218 49V51H216ZM262 48V47H261ZM48 49H49V47H48ZM59 50H60V48H58ZM73 49V48H72ZM43 50V49H42ZM202 50V49H201ZM204 50H202L203 52H204ZM211 50V49H210ZM49 51H51V49L49 50ZM49 51H47V52H49ZM67 51V50H66ZM72 51H74V50H72ZM161 51H163V52H161ZM200 51V50H199ZM209 51V50H208ZM208 51H205V52H208ZM41 52V51H40ZM46 52V51H45ZM64 52V51H63ZM50 53V52H49ZM48 54V53H47ZM58 54V53H57ZM61 54V53H60ZM159 54V55H158ZM208 54V53H207ZM206 54V55H207ZM217 54H219V53H217ZM216 54V55H217ZM66 55V54H65ZM64 54H63V56H62V54L60 55V56H62V57H64L65 56ZM148 55V54H147ZM149 55V56H150ZM221 55V56H222ZM249 55V56H248ZM59 56V55H58ZM210 56V55H209ZM218 56V55H217ZM220 56V57H221ZM241 56H243L242 58H241ZM252 56V57H251ZM69 57H71L70 55H69ZM56 58H57V56H56ZM72 58H75L74 56H72ZM118 58H120V57H118ZM157 58V59H156ZM208 58V57H207ZM210 58V57H209ZM121 59H122V57H121ZM130 59V58H129ZM129 59H125L126 60V62L129 60ZM178 59V58H177ZM59 60V59H58ZM62 60H63V58H62ZM68 60V59H67ZM117 60V59H116ZM185 60V61H186ZM197 60V61H196ZM206 60V59H205ZM212 60H214V59H212ZM69 61V60H68ZM100 61V60H99ZM102 61V60H101ZM100 61V62H101ZM109 61V62H110ZM114 61V60H113ZM113 61H111V62H113ZM120 61V59L118 60V62ZM132 61V60H131ZM152 61V60H151ZM206 61H208V59L206 60ZM222 61V60H221ZM255 61V62H256ZM50 62H51V60H50ZM65 62V61H64ZM63 62V63H64ZM115 62V61H114ZM121 62V61H120ZM123 62H124V60H123ZM129 62V61H128ZM163 62H165V64L164 65H162V63ZM169 62H171V60L169 61ZM217 62V61H216ZM220 62V61H219ZM225 62L223 63V64H225ZM239 62V61H238ZM237 62V63H238ZM243 60L241 61V64H243V63H245V65H246V62L244 61L243 63ZM58 63V62H57ZM76 63V62H75ZM83 63V62H82ZM158 63H161L160 65H158ZM187 63V62H186ZM185 63V64H186ZM191 63H193V62H191ZM207 63V62H206ZM205 63V64H206ZM218 63V62H217ZM216 63V64H217ZM222 63V62H221ZM225 64V65H229V64ZM250 63V62H249ZM114 64H119V63H114ZM124 64V63H123ZM126 64V63H125ZM154 64V63H153ZM153 64H151V65H153ZM167 64H169V63H167ZM176 64V63H175ZM175 64H174V66H175ZM177 64H181V62H179V63H177ZM200 64V63H199ZM204 64V63H203ZM213 65V63L211 62V63H208L207 65L208 66H210V65ZM222 64V65H223ZM248 64V63H247ZM49 65H51V64H49ZM64 65H66V64H64ZM74 64H72V66H73ZM112 65H113V63H112ZM132 65V64H131ZM138 65V66H137ZM148 65H149V63H148ZM162 65V66H161ZM202 65V64H201ZM249 65V64H248ZM251 65H253V64H251ZM119 66H121V64L119 65ZM168 66H170V65H168ZM185 66V65H184ZM183 66V67H184ZM187 66V65H186ZM186 66H185V68H186ZM189 66H190V64H189ZM188 66V67H189ZM202 66H204V65H202ZM201 66V67H202ZM221 66V65H220ZM224 66V65H223ZM232 66H234V65H232ZM236 66V65H235ZM241 66H243V65H241ZM240 66V67H241ZM256 66V65H255ZM63 67H65V66H63ZM70 67V66H69ZM75 67V66H74ZM78 67H81V65H79ZM100 67H101V65H100ZM105 67H107V66H105ZM109 67V66H108ZM107 67V68H108ZM124 67H126V66H124ZM146 67H148V66H145V69H146ZM150 67V66H149ZM154 67V66H153ZM156 67V66H155ZM160 67H158V68H160ZM173 67V66H172ZM182 67V68H183ZM225 67V66H224ZM229 67H231V66H229ZM239 67V66H238ZM244 67V66H243ZM84 69H85V67H83ZM89 68V67H88ZM116 69L115 70H117V67H115ZM134 68V67H133ZM140 68V67H139ZM143 68V67H142ZM165 68V67H164ZM175 68H177V67H175ZM180 68H181V66H180ZM179 68V66H178V70L180 69ZM208 68H210V67H208ZM213 68V67H212ZM220 68V67H219ZM223 68V67H222ZM234 69H235V67H233ZM245 68V67H244ZM69 69V68H68ZM80 69V68H79ZM82 69V68H81ZM109 69V68H108ZM135 69H134V72H135ZM144 69V70H145ZM148 69H150V68H147L146 70L148 71ZM153 69V68H152ZM157 69V68H156ZM167 69H168V67H167ZM166 69V70H167ZM200 69H202V68H200ZM207 69V68H206ZM205 69V70H206ZM237 69V68H236ZM254 69V68H253ZM256 69H258V67L256 66ZM51 70V69H50ZM103 70V69H102ZM104 70H106V69H104ZM119 70V69H118ZM138 70V69H137ZM141 70V69H140ZM153 70H155V69H153ZM159 70V69H158ZM161 70H162V68H161ZM160 70V71H161ZM172 70V69H171ZM171 70H169V71H171ZM180 70H183V69H180ZM198 71L197 72H200L199 71V69H197ZM208 70V69H207ZM243 70H246V69H243L242 68V73L243 74H246L245 76L246 77H248L247 76V73L246 72H248V70L244 73V71ZM255 70V69H254ZM86 71H87V69H86ZM91 71H93V70H91ZM113 71V70H112ZM173 71V70H172ZM176 71V70H175ZM190 71V70H189ZM217 71H218V69H217ZM234 71L235 70H233V73H234ZM237 71V70H236ZM250 71V70H249ZM252 71V70H251ZM259 71V72H260ZM57 72V71H56ZM89 72V71H88ZM108 72V71H107ZM106 72V73H107ZM150 72V71H149ZM148 72V73H149ZM154 72V71H153ZM152 72V73H153ZM166 73H167V71H165ZM174 72V71H173ZM176 72H179V71H176ZM204 72V71H203ZM206 72V71H205ZM220 72H222V74L224 73L223 71H220ZM229 72H231V71H229ZM253 72V71H252ZM259 72H258V74H259ZM75 73V72H74ZM123 73V72H122ZM121 73V74H122ZM131 73H133V72H131ZM141 73H142V70H141ZM163 72H161V74H162ZM171 73V72H170ZM183 73V72H182ZM181 73V74H182ZM189 73V72H188ZM196 73V72H195ZM206 73H209V71H207ZM219 73V72H218ZM232 73V74H233ZM239 73V72H238ZM241 73V72H240ZM241 73V74H242ZM251 73V72H250ZM254 73H255V71H254ZM263 73V72H262ZM48 74V73H47ZM59 74V73H58ZM77 74V73H76ZM83 74H84V76H85V73L83 72ZM87 74V73H86ZM102 74H103V72H102ZM108 74V73H107ZM113 74V73H112ZM111 74V75H112ZM117 74H119V73H117ZM126 74V73H125ZM128 74V73H127ZM130 74V73H129ZM128 74V75H129ZM135 74L137 75V72H135ZM156 74H158V72H156ZM156 74H152V75H156ZM174 74H176V73H174ZM174 74L172 75L173 77H174ZM189 74H192V73H189ZM198 74H200V73H198ZM215 74H217V73H215ZM215 74H214V76H215ZM225 74V73H224ZM231 74V77L233 76ZM234 74H236V73H234ZM79 75V74H78ZM78 75H76V76H78ZM81 75V74H80ZM101 75V74H100ZM108 75H110V74H108ZM133 75L134 74H132V77L131 78H133ZM136 75H134V76H136ZM140 75V74H139ZM138 75V76H139ZM145 75V74H144ZM144 75H142L141 74V76H143L144 77ZM148 75V74H147ZM169 75V74H168ZM176 75H178V74H176ZM185 75V74H184ZM203 75V73L201 74V76ZM240 75V74H239ZM238 75V76H239ZM248 75H249V72H248ZM253 74L251 73L250 74V76H249V80H251V82L249 81V83L247 82L246 84H245V81H243V77H242V79L240 78V76L238 77V79H241V81L242 82H240V85H241V87H240V89L238 88V84H236V85H234L236 88H234L235 90L236 89H238V93L239 94H237L238 96L240 95H243L242 93H244L245 91V94L242 96V97H246V93L249 95V93L250 92H248L246 89H249V90H251L249 87H250V83H254V82H252L254 79H255V76H253V77H251ZM260 75V74H259ZM262 75V74H261ZM49 76H50V74H49ZM94 76H96V75H94ZM105 76V75H104ZM118 76H120V74L118 75ZM118 76H117V78H118ZM122 76V75H121ZM129 76H131V75H129ZM150 77H151V74L149 75ZM149 76H147V77H149ZM159 76H160V78H161V75H160V73H159ZM164 76H165V74H164ZM164 76H163V78H164ZM182 76V75H181ZM197 75H195V77H196ZM219 76V75H218ZM221 76H223V75H221ZM220 76V77H221ZM226 76H228V75H226ZM225 76V77H226ZM264 76V75H263ZM29 77V76H28ZM98 77V76H97ZM109 77V76H108ZM108 77H106V78H108ZM147 78L148 79V82L150 83V81H149V79H152V81H154L153 79L155 78V76H154V78L152 77V78ZM179 77H180V75H179ZM182 77H184V76H182ZM198 77H199V75H198ZM197 77V78H198ZM231 77H229V78H231ZM234 77V76H233ZM245 77V78H246ZM260 77V76H259ZM102 78V77H101ZM104 78V77H103ZM120 78V77H119ZM122 78H127L125 75L124 76H122L120 79H122ZM140 78V77H139ZM160 78H159V80H157V82L159 81V82H162V81H160ZM167 78V77H166ZM181 78V77H180ZM185 78V77H184ZM189 79H187V80H190V77H188ZM192 76H191V82L193 81L192 80ZM209 78V77H208ZM212 78H213V76H212ZM222 78V77H221ZM236 78V77H235ZM262 78V77H261ZM33 80H34V78H32ZM43 79V78H42ZM45 79V78H44ZM67 79V78H66ZM70 79V78H69ZM79 79V78H78ZM86 79V78H85ZM137 79V78H136ZM140 79H142V77L140 78ZM146 79V80H147ZM156 79H157V77H156ZM162 79V78H161ZM182 80H183V78H181ZM214 79H215V77H214ZM225 79V78H224ZM262 79H264V78H262ZM262 79H259L261 82H262ZM2 80V79H1ZM40 80V79H39ZM47 80V79H46ZM51 80V79H50ZM59 80V79H58ZM58 80H53V82H52V87H57V86H61V87H70V86H74V84L73 85H71V84H65L63 81L61 82L60 80L58 81ZM80 80V79H79ZM81 80H83L82 78H81ZM91 80L92 79H90V82H91ZM99 80H100V78H99ZM123 80V79H122ZM135 80V79H134ZM133 80V81H134ZM163 80V79H162ZM166 80V79H165ZM170 80V79H169ZM182 80H181V82H182ZM185 81H186V79H184ZM209 82H211L209 79H207ZM231 80V79H230ZM235 80V79H234ZM256 80H258V79H256ZM3 81V80H2ZM27 81H28V79H27ZM37 81V80H36ZM42 81V80H41ZM49 81V80H48ZM67 81V80H66ZM74 81V80H73ZM93 81H95V79H93ZM92 81V82H93ZM137 81H140V80H137ZM141 81H143V80H141ZM171 81H172V79H171ZM179 81V80H178ZM177 81V82H178ZM184 81V82H185ZM213 81V80H212ZM215 81V80H214ZM221 81H223V80H221ZM221 81H219V82H221ZM233 81V80H232ZM236 81V80H235ZM235 81H233V82H235ZM46 82V81H45ZM49 82H51V81H49ZM99 82V81H98ZM115 82V81H114ZM113 82V84H115ZM118 82H120V80L118 79ZM145 82L146 81H144V84H145ZM155 83H156V80L154 81ZM190 82V81H189ZM229 82V81H228ZM5 83H9V82H5ZM10 83V84H11ZM72 83V82H71ZM83 84H84V82H82ZM86 83H87V81H86ZM88 83H89V81H88ZM111 83V82H110ZM194 83V82H193ZM192 83V84H193ZM200 83V82H199ZM216 83V82H215ZM218 83V82H217ZM216 83V84H217ZM230 83V82H229ZM238 83V82H237ZM244 85H243V84ZM9 84V85H10ZM50 84V83H49ZM76 84V83H75ZM118 84H120V86L118 87V88H122L123 89V91H124V87H122L121 86V82L120 83H118ZM147 84V83H146ZM160 84V83H159ZM176 84V83H175ZM180 84V83H179ZM183 84H186V83H183ZM188 84V83H187ZM198 84V83H197ZM226 84L227 83H225V87H226ZM233 84V83H232ZM258 84H259V82H258ZM105 85V84H104ZM103 85V86H104ZM106 85H108V84H106ZM115 85H117V83L115 84ZM133 85V84H132ZM131 85V86H132ZM173 85L174 84H172L170 87V89H172V87H173ZM176 85H178V84H176ZM176 85H174L175 86V88H173V91L172 92H174V89H176V88H178V87H180V86H177L176 87ZM195 85V84H194ZM205 85V87L203 86V90H204V88H206L207 86H206V84H204ZM208 85V84H207ZM218 85V84H217ZM222 85H223V83H222ZM228 85V84H227ZM230 85V84H229ZM229 85H228V87H229ZM242 85L244 86V87H242ZM260 85V84H259ZM3 86V85H2ZM98 86V85H97ZM110 86V85H109ZM112 86V85H111ZM126 86V85H125ZM130 86V87H131ZM136 86H137V83H136ZM165 86V85H164ZM163 86V87H164ZM181 86H183V85H181ZM190 86V85H189ZM189 86H187V91H188V87ZM211 86V85H210ZM209 85H208V87H210ZM221 86V85H220ZM247 86H249L248 88H247ZM8 87V86H7ZM83 87V86H82ZM92 87V86H91ZM130 87H128V88H130ZM133 87H134V85H133ZM161 87V86H160ZM159 87V89L162 91V89ZM184 87V86H183ZM191 87V86H190ZM198 87V86H197ZM196 87V88H197ZM213 87V86H212ZM260 87H263V86H260ZM4 88H6V87H4ZM84 88V87H83ZM87 88V87H86ZM90 88V87H89ZM101 88V87H100ZM103 88V87H102ZM113 88H116V87H113ZM127 88V86H126V89H128ZM165 88V87H164ZM167 88V90L165 89V91H169L168 90V87H166ZM198 88H200V87H198ZM219 87H217V89H218ZM221 88H224V87H222L221 86ZM231 88H233V87H231ZM251 88H253V86H251ZM55 89H57V88H55ZM96 89H97V87H96ZM107 89H108V86H107ZM149 89V91H151V89L152 88H148ZM148 89H146V90H148ZM154 89V88H153ZM153 89H152V91H153ZM158 89V90H159ZM182 89V88H181ZM201 89V90H202ZM208 91H209V89L208 88H206ZM255 89H257L256 87H255ZM263 89V88H262ZM262 89H258V91H262ZM4 90V89H3ZM3 90H2V92H3ZM51 90H54L53 88L51 89ZM62 90H64V89H62ZM93 90V89H92ZM104 90H106V89H104ZM117 90V89H116ZM121 90V89H120ZM130 90H132V89H130ZM130 90H128V92H127V90H126V92H123L122 91V93H127L126 95H128V94H130V96H131V94L133 95V93H129V91ZM140 90H142V89H140ZM138 91V94H139V92H142V91ZM155 90V89H154ZM159 90V91H160ZM164 90V89H163ZM182 90H184V88L182 89ZM181 90V91H182ZM190 90V89H189ZM194 90H196V89H194ZM206 90V91H207ZM211 90V89H210ZM5 91V90H4ZM41 91V90H40ZM69 91V90H68ZM90 91V90H89ZM103 91V90H102ZM102 91H100L101 93H102ZM110 91H112V90H110ZM119 91V90H118ZM158 91V92H159ZM184 91H186V88H185V90ZM187 91H186V93H187ZM197 91H199V90H196V92ZM205 91V90H204ZM212 91V90H211ZM227 91V90H226ZM34 92V93H35ZM85 92V91H84ZM106 92V91H105ZM105 92H103V93H105ZM121 91H119V93H120ZM131 92V91H130ZM133 92V91H132ZM154 92H156V91H154ZM154 92H153V94H154ZM170 92H171V90H170ZM175 92H176V90H175ZM200 93H201V91H199ZM214 92H218L219 94H221V93H223V95H224V97H222V95L220 96V97H222V98H224V100L225 101H221V99H220V101L221 102H226V103H223V104H226V105H221V103H220V105H221V107L222 106H225V108L227 109V111L226 110H220V111H222L223 113H219V115H218V117L221 115L222 116V118L225 116V117H228V116H230V117H236V116H243L244 115V113H245V110L246 109H241L240 107L239 108H237L235 111H233L232 110V108H234V107H236L238 104H240L239 102L241 101V99H240V101H235L234 99H233V97L235 96V94L237 93V90H236V92H234V93H232V92H230V93H227V92H229V91H227V92H225V90L224 89H220L219 91H214ZM213 92V93H214ZM252 92H253V90H252ZM34 93H33V95H34ZM88 93V92H87ZM101 93H99V94H101ZM102 93V94H103ZM111 93V92H110ZM109 93V94H110ZM112 93H114V91L112 92ZM116 93H118V92H116ZM116 93H114V94H116ZM122 93H121V95H122ZM135 94L134 95H138L137 94V92H134ZM152 93V92H151ZM150 93V94H151ZM157 93V92H156ZM161 93V92H160ZM160 93H157V95L158 94H160ZM165 93H167V92H165ZM164 93V94H165ZM177 94H178V91L176 92ZM182 93V92H181ZM207 93V92H206ZM256 93H258V95H262V94H259V92H256ZM255 93V94H256ZM3 94V93H2ZM39 94V96L40 97H43V98H46V99H54V97H57L58 96V94H56V95H54V94H52L51 92L50 93H46V89H45V91H44V94L43 93H38ZM70 94V93H69ZM102 94H101V96H102ZM149 94V93H148ZM163 94V93H162ZM163 94V95H164ZM182 94H184V93H182ZM188 94V93H187ZM196 94V93H195ZM199 94V93H198ZM202 94H204L203 93V91H202ZM201 94V95H202ZM211 94V93H210ZM253 94V93H252ZM6 95V94H5ZM77 96H80V95H78V94H76ZM75 95V96H76ZM86 95V94H85ZM85 95L84 94H82V96L83 97H85ZM125 95V96H126ZM156 95V96H157ZM214 95V94H213ZM216 95V94H215ZM65 97H69V95L67 94V95H64ZM74 95H70V97H73V98H76ZM89 96V95H88ZM95 96V95H94ZM99 96V95H98ZM106 96H108V93H106ZM111 96V95H110ZM116 96V95H115ZM124 96V98L126 99V97ZM129 96V95H128ZM128 96H127V99L126 100H129V99H132L131 97L128 99ZM139 96H141V93H140V95ZM151 96H153V95H151ZM155 96V95H154ZM155 96V98H161V96H159V97H156ZM165 96V95H164ZM182 96V95H181ZM210 96V95H209ZM218 96V95H217ZM256 96H257V94H256ZM82 97V98H83ZM104 97V96H103ZM109 97V96H108ZM121 97L123 98V95L122 96H120L119 98L121 99ZM195 98V96H194V93H192V95H183L182 97H180V99L181 100H183L184 99V101L185 100H189L190 101V99L191 98ZM197 97H199L200 98V96H198V95H196V99H195V102L199 105V106H201V107H197V104L196 103H190V102H188L187 101V103H188V105L186 104V105H181L180 104V102H179V98L178 97H176V95H174V94H170V95H168L166 98H168V100H170V103H171V105H172V107H170V109L169 110H166V111H168V114H172V116L173 115H175V116H177L179 119H180V121L181 122H183V123H185V124H187V127H188V124H192V125H196V123H198L197 124V126H198V128H196V127H194L195 129H196V132H197V130L198 129H200L199 128V126H200V124L199 123H201V125L203 126V127H201V129H203L204 128V126H206V125H203L202 124V119H204L203 117H204V115L200 112V110L203 108V110H205L206 108H204V107H202V105H203V103H201L202 105H200L199 103V101H201V100H199L198 101V98ZM212 97H215V96H212ZM236 97L237 96H235L234 98L236 99ZM244 97V98H245ZM255 97V96H254ZM18 98V97H17ZM27 98V97H26ZM29 98V97H28ZM36 98V97H35ZM58 98V97H57ZM91 99L92 98H94V97H90ZM107 97H105V99H106ZM155 98H152V99H154V101L151 99V102L153 101L154 103H156L155 102ZM165 98V97H164ZM204 98V97H203ZM207 97H205V99H206ZM42 99V98H41ZM63 99V98H62ZM78 99H80V97L78 98ZM90 99V100H91ZM100 99V98H99ZM98 99V100H99ZM104 99V98H103ZM102 98H101V101L103 100ZM105 99L102 101V102H105ZM147 99V98H146ZM150 99V98H149ZM212 99V98H211ZM214 99V98H213ZM249 99H251V98H249ZM256 100H258L259 98H255ZM263 99V98H262ZM2 100H4V99H2ZM1 100V101H2ZM64 100H66V99H64ZM69 100V99H68ZM67 100V101H68ZM87 100V99H86ZM85 100V101H86ZM89 100V99H88ZM159 100V99H158ZM158 100H157V103L156 104H158L159 102H158ZM162 100V99H161ZM160 100V101H161ZM204 100V99H203ZM206 100H210V97H209V99H206ZM205 100V101H206ZM237 100V99H236ZM244 100V99H243ZM247 100V99H246ZM253 100L254 99H252V100H250V101H252L253 102ZM256 100H254V101H256ZM15 101V100H14ZM31 101V100H30ZM47 101H49V100H47ZM46 101V102H47ZM52 101V100H51ZM55 101V100H54ZM96 101H97V99H96ZM96 101L94 100H92V102H94V103H96ZM100 101V100H99ZM100 101V102H101ZM123 101H125V100H123ZM147 101V100H146ZM150 101V100H149ZM148 101V105H149V103H151V102H149ZM163 101V100H162ZM161 101V102H162ZM213 102H214V100H212ZM212 101H211V104H212ZM4 102H6L5 100H4ZM9 102H11V101H9ZM46 102L45 103H42V102H39V103H30L29 105L27 104V103H23L22 101H18L17 103L18 104H16L17 106L18 105H22V106H25L28 110H30L31 109V111L32 112H39V111H43V110H45L47 107V105L45 106V104H46ZM59 102V101H58ZM65 102V101H64ZM69 102H72L73 103V100H69ZM68 102V103H69ZM100 102H99V104H100ZM125 102H127V101H125ZM144 102V101H143ZM142 102V103H143ZM206 102H208V101H206ZM205 102V103H206ZM210 102V101H209ZM219 102V101H218ZM218 102H216L217 103V105H219V103ZM243 102V101H242ZM249 102V101H248ZM260 102H262V101H260ZM14 103V102H13ZM51 103H53V102H51ZM56 103H57V101H56ZM63 103V102H62ZM84 103V102H83ZM87 103H89L88 101H87ZM86 103V104H87ZM163 103H165L164 101H163ZM186 103V102H185ZM190 103V104H189ZM205 103H204V105H205ZM255 103H257V101L256 102H254V105H257V104H255ZM4 104H6V103H4ZM65 104V103H64ZM71 104V103H70ZM90 104V103H89ZM92 104V103H91ZM91 104L89 105L90 107H92L91 106ZM97 104V103H96ZM99 104H97V105H99ZM156 104L155 105H152L154 108H155V106H156ZM208 104V106L210 105V107H217V105H215V106H211V104H209V103H207ZM261 104V103H260ZM9 105V104H8ZM48 105H50V103L48 104ZM58 105V104H57ZM67 105H69V104H67ZM75 105V104H74ZM83 105V104H82ZM94 105V104H93ZM97 105H96V107H97ZM114 105H118V103H116V104H113V106ZM144 105H146V106H148L147 105V103L146 104H144ZM162 105V104H161ZM247 105H250V103H248ZM79 106V105H78ZM86 106V105H85ZM111 107V103H110V106H108V105H105V107ZM126 106V105H125ZM141 106V104L138 106V107H140ZM239 106V105H238ZM252 106V105H251ZM3 107V106H2ZM12 107H13V105H12ZM15 107V106H14ZM54 107V106H53ZM65 107V106H64ZM99 107V106H98ZM104 107V106H103ZM118 108L120 107L121 109H124V106L122 107V106H117ZM130 106H127V108H128V111H130V108H129ZM135 108L137 107V106H134ZM142 107L143 106H141V108H139V110L140 109H142ZM158 107H160V106H158ZM157 107V108H158ZM169 107V106H168ZM195 107L196 108H198V109H200V110H198V112H200L201 114H202V116H200V114H199V117L201 118H198V116H197V113H196V111L194 110L195 109ZM207 107V106H206ZM210 107H208V108H210ZM242 107V106H241ZM244 107V106H243ZM246 108H248L247 106H245ZM7 108V107H6ZM52 108V107H51ZM73 108V107H72ZM86 108V107H85ZM87 108H88V106H87ZM86 108V109H87ZM102 108V107H101ZM115 108H116V106H115ZM117 108V109H118ZM132 108H133V106H132ZM147 108V107H146ZM152 108V107H151ZM250 108V107H249ZM248 108V109H249ZM253 108V107H252ZM258 108V107H257ZM257 108H256V110H257ZM1 109V108H0ZM14 109H16V107L14 108ZM14 109H12V110H14ZM56 108L54 107V110H55ZM76 108H74L73 110H75ZM84 109V108H83ZM82 109V110H83ZM93 109V108H92ZM100 109V107L98 108V110ZM114 109V108H113ZM126 109V108H125ZM144 110H145V108H143ZM166 109V108H165ZM213 109V108H212ZM215 109V108H214ZM219 109V108H218ZM221 109V108H220ZM7 110V109H6ZM11 110V111H12ZM49 110H51V109H49ZM93 110H97V108H95V109H93ZM103 110V109H102ZM111 111H110V113L112 112V109H110ZM115 110V109H114ZM202 110V111H203ZM210 110V109H209ZM208 110V111H209ZM254 110H255V108H254ZM264 110V109H263ZM262 110V111H263ZM0 111H5L4 109L3 110H0ZM16 111V110H15ZM45 111H47V110H45ZM70 111H71V109H70ZM90 111V110H89ZM104 111H106V110H104ZM117 111V110H116ZM115 111V112H116ZM121 111H123V110H121ZM127 110L126 111H124L125 113L126 112H128ZM136 111H137V109H136ZM160 111H162V113L164 114V110H160ZM206 111V110H205ZM204 111V112H205ZM208 111H206V113L208 112ZM212 111V110H211ZM3 112H2V115H3ZM28 112V111H27ZM97 112V111H96ZM95 112V113H96ZM109 112V111H108ZM139 112V111H138ZM142 112V111H141ZM140 112V113H141ZM210 112V111H209ZM213 112V111H212ZM214 112H217V111H215L214 110ZM212 113V114H214V116L216 115V113ZM248 112H250V109H249V111ZM16 113V112H15ZM44 113V112H43ZM54 113H55V111H54ZM63 113V112H62ZM72 113H75V112H73L72 111ZM77 113H80V112H77ZM77 113H76V115H77ZM92 113V112H91ZM95 113H94V115H95ZM107 113V112H106ZM105 113V114H106ZM118 113V112H117ZM124 113V114H125ZM133 113H135V111L133 112ZM137 113V112H136ZM161 113V114H162ZM1 114V113H0ZM6 114V113H5ZM26 114V113H25ZM24 114V115H25ZM41 114V113H40ZM39 114V115H40ZM53 114V113H52ZM51 114V115H52ZM58 114V113H57ZM70 114V113H69ZM86 114V113H85ZM90 114V113H89ZM102 114V113H101ZM114 114V113H113ZM119 114V113H118ZM121 114H123V112L121 113ZM123 114V118H125L126 117V115H124ZM128 114V113H127ZM130 114H131V116H133V114H132V112H130ZM130 114L128 115V116H130ZM151 114V113H150ZM154 114H156V113H154ZM158 114V113H157ZM205 114V113H204ZM207 114H209V113H207ZM211 114V113H210ZM209 114V115H210ZM262 114V113H261ZM261 114L260 115H258V114H255L254 113V115H258V116H261ZM27 115V114H26ZM38 115V114H37ZM65 115V114H64ZM102 115H104V114H102ZM106 115H108V114H106ZM115 115V114H114ZM134 115H136V114H134ZM153 115V114H152ZM254 115L253 114H249V117H247V120H246V122H247V127H250L252 124L254 125V123L256 124L257 122H258V124H261V123H259V121H257V122H254L253 120H254ZM49 116V115H48ZM63 116V115H62ZM88 116V115H87ZM91 116V115H90ZM96 116V115H95ZM95 116H94V118H95ZM111 116V115H110ZM109 116V117H110ZM139 116H143V115H139ZM138 116V117H139ZM146 116H147V114H146ZM156 116V115H155ZM154 116V117H155ZM164 116V115H163ZM169 116V115H168ZM11 117V116H10ZM27 117V116H26ZM34 117V116H33ZM36 118L38 117V116H35ZM34 117V118H35ZM69 117H71V116H69ZM80 117V116H79ZM100 117V116H99ZM114 116H112V118H113ZM120 117L121 116H119V119H120ZM137 117V118H138ZM157 117V116H156ZM159 117H160V115H159ZM166 118H167V115L165 116ZM171 117V116H170ZM170 117H169V119H170ZM5 118H7V116L5 117ZM31 118V117H30ZM33 118V119H34ZM40 118V117H39ZM52 118V117H51ZM60 118V117H59ZM58 118V119H59ZM81 118V117H80ZM89 118V117H88ZM87 118V119H88ZM111 118V119H112ZM127 118V117H126ZM129 118V117H128ZM132 118L133 117H131V119H130V121L132 120ZM134 118H136L135 116H134ZM141 118V117H140ZM152 118V117H151ZM150 118V121H149V119H148V122L151 124V123H155V122H157L158 121V119L159 118H156L157 120H153V119H151ZM221 118V117H220ZM220 118L218 119V120H220ZM246 118V117H245ZM264 118V117H263ZM41 119H42V117H41ZM54 119V118H53ZM70 119H72V117L70 118ZM73 119H74V116H73ZM85 119V118H84ZM97 119V118H96ZM99 119V118H98ZM103 119V118H102ZM106 119L108 120L109 118L108 117H106ZM111 119H109V120H111ZM114 119H116V117L114 118ZM164 119V118H163ZM168 119V118H167ZM167 119H164V120H166V121H163L162 119V121L161 122H165V124H166V122H169V120H167ZM175 119H176V117H175ZM178 119V120H179ZM216 119V118H215ZM227 118H225V120H226ZM231 119V118H230ZM233 119V118H232ZM239 119V118H238ZM244 118H242V120H243ZM260 119V117L258 118V120ZM7 120V119H6ZM5 120V121H6ZM24 120H26V119H24ZM47 120V119H46ZM68 120V119H67ZM76 120H77V118H76ZM91 120V119H90ZM205 121H207L206 119H204ZM203 120V121H204ZM223 120H224V118H223ZM228 120H229V118H228ZM227 120V121H228ZM257 120V118L255 119V121ZM12 121V120H11ZM18 121V120H17ZM70 121V120H69ZM68 121V122H69ZM88 121V120H87ZM96 121H98L99 122V120H96ZM102 121L103 120H101V123H102ZM115 122L117 121V119L116 120H114ZM118 121H120V120H118ZM130 121H128L129 123H130ZM141 121H146L145 119H143V120H141ZM226 121V122H227ZM238 121V120H237ZM236 121V119H235V123L237 122ZM264 121V120H263ZM1 122H3V121H1ZM0 122V123H1ZM46 122V121H45ZM57 122V121H56ZM62 122V121H61ZM67 122V121H66ZM84 122H86V121H84ZM106 122V121H105ZM115 122H113V120H112V123H115ZM122 122V121H121ZM128 122H127V120L125 121V123H127L128 124ZM160 122V123H161ZM224 122V121H223ZM240 122V121H239ZM7 123V122H6ZM6 123H5V125H6ZM70 123H76V122H70ZM80 123V122H79ZM79 123H77V124H79ZM91 123H93L92 121H91ZM101 123H98V124H101ZM111 123V124H112ZM117 123V122H116ZM116 123H115V126H117L116 125ZM133 122H131V124H132ZM143 123V122H142ZM170 123V122H169ZM204 123V122H203ZM213 123V122H212ZM231 124H233L232 122H230ZM234 123V124H235ZM241 123V122H240ZM9 124H10V122H9ZM15 124V123H14ZM42 124V123H41ZM40 124V125H41ZM55 124V123H54ZM57 124V123H56ZM83 124V123H82ZM88 124V123H87ZM96 124V123H95ZM97 124V125H98ZM103 124V123H102ZM119 124V123H118ZM123 124V123H122ZM141 124V123H140ZM145 124H147V121H146V123ZM144 124V125H145ZM155 124H157V125H155ZM150 129L155 133L157 130L158 131H161L160 129L161 128H163V127H161L162 126V124H163V126H164V123H162V124H158V123H155ZM208 124V123H207ZM231 124H229V125H231ZM2 125V124H1ZM8 125V124H7ZM26 125V124H25ZM24 125V126H25ZM93 125V124H92ZM136 125V124H135ZM148 125V124H147ZM161 125V126H160ZM189 125V126H190ZM191 125V126H192ZM210 125V124H209ZM208 125V126H209ZM264 125V124H263ZM3 126V125H2ZM42 126V125H41ZM56 126V125H55ZM76 127L78 126V125H75ZM89 126H90V124H89ZM99 126V125H98ZM102 126V125H101ZM108 126H109V124H108ZM112 126H113V124H112ZM131 125H129V127H130ZM141 126V125H140ZM171 126V125H170ZM175 126V125H174ZM190 126V127H191ZM208 126H206L203 130H204V132H206L207 131V128H210V127H208ZM226 126H228V123L226 124ZM236 126H237V124H236ZM236 126H234V127H236ZM238 126H239V124H238ZM260 126V125H259ZM258 126V127H259ZM1 127V126H0ZM14 127H16V125H14ZM45 127V126H44ZM67 127V126H66ZM86 127V126H85ZM84 127V128H85ZM106 127V126H105ZM110 127V126H109ZM128 127V125H127V127L126 128H129ZM131 127H134V126H131ZM143 127V126H142ZM148 128H149V126H147ZM165 127V126H164ZM167 127V126H166ZM193 127V126H192ZM191 127V128H192ZM212 127V126H211ZM215 127V126H214ZM219 127V126H218ZM221 127V126H220ZM223 127V126H222ZM233 127V126H232ZM246 126H245V124L244 125H242V128H247ZM264 127V126H263ZM39 128H40V126H39ZM73 128H74V126H73ZM94 128V127H93ZM112 128H114V127H112ZM112 128H110V130H112ZM116 128V127H115ZM114 128V129H115ZM125 128V127H124ZM167 128H169V127H167ZM167 128H164V131H165V129L167 130ZM186 128V127H185ZM224 128H228V127H224ZM224 128H222V129H224ZM240 128V126L237 128V129H239ZM251 128V127H250ZM257 129V124L254 126V127H252L251 129L253 130V129ZM1 129V128H0ZM4 129V128H3ZM9 129V128H8ZM60 129V128H59ZM68 129V128H67ZM81 129H83V128H81ZM80 129V131H84V130H81ZM120 129V128H119ZM122 129V128H121ZM132 129V128H131ZM130 129V130H131ZM143 130H141V135H142V131H144V128H142ZM205 129H206V131H205ZM213 129V128H212ZM219 129H221V128H219ZM228 129H230V126H229V128ZM249 129V128H248ZM250 129V130H251ZM259 129V128H258ZM258 129H257V131H258ZM261 129L263 130V128H262V126H261ZM260 129V130H261ZM6 130V129H5ZM18 129H16V131H17ZM25 130V129H24ZM52 130V129H51ZM89 130V129H88ZM97 130V129H96ZM105 130H106V128H105ZM105 130H104V133L103 134H105ZM110 130L108 131V132H110ZM116 130V129H115ZM129 130V131H130ZM138 130H139V128H138ZM163 130V129H162ZM181 130V129H180ZM192 130V129H191ZM202 130V131H203ZM231 130H235V129H232L231 128ZM7 131V130H6ZM22 131V130H21ZM20 131V132H21ZM29 131V130H28ZM36 131V130H35ZM39 131V130H38ZM43 131V130H42ZM49 131H50V129H49ZM52 131H56V130H52ZM63 131V130H62ZM107 131V130H106ZM117 131H119V130H117ZM117 131H115V132H117ZM120 131H123V129L122 130H120ZM128 131V130H127ZM131 131H133V133L131 132ZM130 132L132 133H130L131 135H133L136 131H135V128L134 129H132ZM135 131V132H134ZM175 131H179V130H175ZM193 131V130H192ZM208 131H211V130H208ZM207 131V132H208ZM216 131H217V129H216ZM222 131H224V130H222ZM242 131V130H241ZM240 131V132H241ZM244 131V130H243ZM256 131V132H257ZM8 132H9V130H8ZM14 132V131H13ZM33 132V131H32ZM64 132V131H63ZM77 132V131H76ZM101 132H103V131H101ZM108 132H106V133H108ZM115 132H114V139H110V140H115L117 137L115 136ZM152 132V133H153ZM162 132V131H161ZM167 132V131H166ZM166 132H164V133H166ZM181 132V131H180ZM186 132H188V131H186ZM185 132V133H186ZM199 132H201V130H199L197 133H199ZM225 132V134L227 133V130H225L224 131ZM252 132H255V131H252ZM12 133V132H11ZM50 133H51V131H50ZM60 133H61V131H60ZM83 132H81V134H82ZM94 133V132H93ZM92 133V134H93ZM97 133V132H96ZM112 133V132H111ZM110 133V134H111ZM158 133V132H157ZM177 133V132H176ZM193 133V132H192ZM197 133H195V135H197ZM209 133V132H208ZM213 133H215V132H213ZM229 133V132H228ZM237 133V132H236ZM244 133H246L245 131H244ZM250 133V132H249ZM261 133H263V132H261L260 131V134ZM0 134H1V131H0ZM6 134H8V133H6ZM6 134H5V136H6ZM17 134V133H16ZM15 134V135H16ZM21 134H22V132H21ZM26 134H28V133H24V136L26 135ZM73 134V133H72ZM77 134H79V133H77ZM87 134H88V132H87ZM91 134V135H92ZM100 134V133H99ZM117 134H118V132H117ZM119 134H120V132H119ZM138 134V133H137ZM136 134V135H137ZM173 134H175V133H173ZM181 134H182V132H181ZM201 134H202V132L199 134V135H197V136H201ZM206 134V133H205ZM211 134V133H210ZM221 134V133H220ZM224 134V135H225ZM247 134V133H246ZM257 134H259V132H257L256 133V135ZM259 134V135H260ZM23 135V134H22ZM29 135V134H28ZM31 135V134H30ZM55 135H57V133H55ZM61 135V134H60ZM59 135V136H60ZM75 135V134H74ZM90 135V134H89ZM91 135H90V137H91ZM101 135V134H100ZM100 135H98V136H100ZM125 135V134H124ZM129 135V134H128ZM143 135L145 136L146 134L145 133H143ZM160 135V134H159ZM163 135V134H162ZM161 135V136H162ZM177 135V134H176ZM176 135H174V136H176ZM178 135L180 136V134H179V132H178ZM194 135V136H195ZM212 135V134H211ZM214 135V134H213ZM212 135V136H213ZM217 135H218V138H219V134L217 133ZM217 135H214V136H217ZM222 135V134H221ZM63 136H65V135H63ZM77 136V135H76ZM82 136V135H81ZM95 136V135H94ZM97 136V138H99ZM119 136V135H118ZM135 136V135H134ZM140 136V135H139ZM163 136H165V134L163 135ZM176 137V138H181V136L180 137ZM183 136V135H182ZM190 136V135H189ZM189 136H187V137H189ZM193 135L191 136L192 137V139L191 140H193V139H195V138H193L194 137ZM197 136H195L196 138H197ZM213 136V137H214ZM228 136H231V134L230 135H228ZM235 136V135H234ZM250 137H251V135H249ZM254 137H255V135H253ZM253 136L251 137V138H253ZM258 136V135H257ZM262 136H264L263 134H262ZM10 137V136H9ZM9 137H8V141H10V139H9ZM36 139H39L40 140V142H41V147L44 149V151H46V146H44L47 142H48V140H49V137H51V136H49V132L48 133H45V132H41L40 131V134H36ZM55 136H53V137H51V139L52 138H54ZM57 137V136H56ZM84 137V139H85V136H83ZM92 137H93V135H92ZM101 137V136H100ZM109 137V136H108ZM112 137V136H111ZM116 137V138H115ZM120 137V136H119ZM126 138H127V133H126V136H125ZM128 137H130L131 139H132V137L131 136H128ZM156 137V136H155ZM166 137V136H165ZM164 137V138H165ZM168 138H166L167 140H168V142L167 143H169V145H171V143L173 142V141H171V143H170V135H168L167 136ZM184 137H186V136H184ZM206 137V138H205ZM223 137V136H222ZM233 137V134H232V136H231V138ZM237 137V136H236ZM234 138L233 137V139H237V138ZM239 137V136H238ZM246 137V136H245ZM249 137V138H250ZM259 137V136H258ZM260 137H261V135H260ZM20 138V137H19ZM22 138V137H21ZM27 138H29V136L27 137ZM33 138V137H32ZM31 138V139H32ZM76 138V137H75ZM105 138H107V136L105 137ZM121 139H122V137H120ZM120 138H117V140L118 139H120ZM147 138V137H146ZM150 138V137H149ZM153 138V137H152ZM159 138V137H158ZM161 138V137H160ZM175 138V139H176ZM199 138V137H198ZM204 138L206 139V141H208V139H207V136H205L204 135ZM211 136H209V139L211 140ZM217 138V139H218ZM225 138V137H224ZM223 138V139H224ZM247 138H248V135H247ZM5 139V138H4ZM17 139V138H16ZM63 139V138H62ZM81 139L82 138H78L77 139V141L79 140V141H81ZM120 139V140H121ZM125 139V138H124ZM129 140L128 138H127V140H129L130 142L132 141V140ZM137 139V138H136ZM148 139V138H147ZM151 139V138H150ZM149 139V140H150ZM156 139V138H155ZM172 140H174L173 138H171ZM189 138H187L186 140H184V141H187V142H184V146H185V143H188L189 142V140H190ZM222 139V140H223ZM226 139V138H225ZM232 139V140H233ZM260 139H263V138H260ZM260 139L259 140H257L256 138L254 139V142H252V143H249V144H247L246 145V147L245 146H243L241 149H237V150H235L234 152H233V154H242V159L239 161V163L238 164H240V162L242 163L241 165H236L235 164V162L234 163H231L230 161H231V159H230V166H228L229 164L227 163V162H224V164H220V162H219V164L218 163H215L217 160L216 159H218L219 158V156H218V158L216 157V161L214 162V164H212V163H210L209 161H211V159L208 161V163L209 164H211V165H209V164H205V166H203V165H198V166H200V167H194V168H192V166L191 167H189L188 165H186L185 166V168L183 169H180L178 172H180V174H181V177H179L180 179L182 178V174H185L186 173V175H188L189 177H188V179H187V181L190 179L191 180V182H189L188 184H186V185H183V183H185L184 181H183V183H180L181 182V180H178V179H176V178H174L175 180H169V181H167V182H165V184L163 185V183H160L159 182V184H160V186H161V188H160V191H159V188L157 187H155L154 189H155V192H156V190L158 189V194H160V193H164V192H166L168 189L170 190L171 188H174V187H177V188H175V189H181V192H182V190H185V188H190V187H192V192L190 193V195H191V197H188L189 199H191V201L193 202V204H194V206H195V208L197 209V210H195L196 212H193V211H190V212H192V214H194V213H197L198 212V217H197V219L195 218V220L194 221H192L191 223H189V224H191V228H192V230L193 231H197L196 233L194 232H191L192 234H194V236H195V234H199V233H201V235H202V241H203V250H204V252L203 251H201V252H199L200 251V248H199V250H195V251H197V254L198 255H193L194 254V252H193V254H191L190 252H189V254H191L193 257H191L190 255H187V256H190V259L191 258H193V260H194V258H195V260L197 259V258H199L200 260H201V258H207L206 260H209V258L211 259H214V261L217 263V264H264V141L262 142L261 141V143L259 142L260 141ZM32 140H34V139H32ZM88 140V139H87ZM98 140V139H97ZM119 140V142H121ZM138 140V139H137ZM137 140H133L134 142L135 141H137ZM178 140V139H177ZM198 140H200V139H198ZM215 140V139H214ZM219 140H220V138H219ZM229 141H230V139H228ZM238 140V139H237ZM243 140H244V137H243ZM242 140V141H243ZM247 140V139H246ZM250 139H248V141H249ZM255 140H257V142H259V143H257V144H259L260 145V147H259V149L257 150V151H259V153L261 154V156L260 155H257V153H256V155H254V151H253V149H252V146L251 145H253V143H256L255 142ZM14 141V140H13ZM19 141V140H18ZM37 141V140H36ZM56 141H58V140H56ZM100 142H101V140H99ZM106 141H108L109 142V139L108 140H106ZM122 141H123V139H122ZM125 141V140H124ZM129 141H128V143H129ZM152 141H154V138H153V140ZM155 141H157V140H155ZM181 141V140H180ZM202 141H203V139H202ZM205 141V140H204ZM227 141V140H226ZM225 141V142H226ZM253 141V140H252ZM3 142V141H2ZM55 142V141H54ZM62 142V141H61ZM70 142V141H69ZM68 142V143H69ZM83 142V141H82ZM85 142H86V140H85ZM103 142H104V140H103ZM111 142V141H110ZM145 142H147L145 145H147L148 144V140L147 141H145ZM228 142V141H227ZM231 142V141H230ZM233 142H235V140H233ZM232 142V143H233ZM239 142V141H238ZM251 142V141H250ZM4 143V142H3ZM64 143V142H63ZM63 143H62V145H63ZM114 144H115V142H113ZM118 142H116V145H120V144H117ZM123 143V142H122ZM121 143V144H122ZM126 143H127V141H126ZM154 143V142H153ZM164 142H161L160 143V145H162ZM176 143H178V141H175V144ZM181 144H182V142H180ZM210 143V142H209ZM216 143V142H215ZM241 143V142H240ZM23 144V143H22ZM37 144V143H36ZM56 144V143H55ZM54 144V145H55ZM65 144H67V143H65ZM64 144V145H65ZM105 144H107V143H105ZM131 144V143H130ZM129 144V145H130ZM134 144L135 143H133L132 145L133 146H131V148L132 147H134ZM159 144V143H158ZM158 144L156 143V145L157 146H155L156 147V149H157V147H159L158 146ZM179 144V143H178ZM181 144H179V145H181ZM191 144V143H190ZM189 144V145H190ZM194 144V143H193ZM192 144V145H193ZM200 144H202V143H200ZM206 144V143H205ZM214 143H212V145H213ZM234 144V143H233ZM243 144H244V142H243ZM10 145V144H9ZM12 145V144H11ZM57 145H59V143L57 144ZM63 145V146H64ZM144 145V146H145ZM149 145V144H148ZM148 145L146 146V147H148ZM169 145H167V146H169ZM172 145H174V144H172ZM188 145V146H189ZM191 145V146H192ZM226 145V144H225ZM235 146H237L236 144H234ZM242 145V144H241ZM14 146H16L15 144H14ZM74 147L76 146V145H73ZM85 146V145H84ZM84 146H83V148H84ZM88 147H90L89 145H87ZM96 146H98V145H96ZM100 146V145H99ZM98 146V147H99ZM163 146V145H162ZM176 146V145H175ZM197 146H198V144H197ZM197 146H195V147H197ZM206 146V145H205ZM204 146V147H205ZM210 146V145H209ZM214 146V145H213ZM217 146H220V145H217ZM239 146V145H238ZM255 146H257V145H255ZM8 147V146H7ZM13 147V146H12ZM17 147V146H16ZM22 147V146H21ZM55 147H56V145H55ZM76 147H78V146H76ZM94 147V146H93ZM97 147V148H98ZM182 147L183 146H181V149H182ZM194 147V145L192 146V148ZM194 147V148H195ZM199 147H201V146H199ZM232 147V146H231ZM241 147V146H240ZM245 147V150L243 149ZM10 148V147H9ZM50 148H52V147H50ZM65 148V147H64ZM86 148V147H85ZM96 148V147H95ZM107 148H110V147H107ZM112 148V147H111ZM168 148V147H167ZM167 148H164V149H167ZM169 148L171 149H174L173 147H170L169 146ZM167 149V150H170V149ZM178 149V151L180 152V149H179V147H177ZM184 148H186V146L184 147ZM183 148V149H184ZM191 147H189L188 149H185L186 151L187 150H189ZM191 148V149H192ZM202 148V147H201ZM200 148V149H201ZM210 148V147H209ZM216 148V147H215ZM215 148H213V149H211L212 151L215 149ZM218 148H220V147H218ZM235 148V147H234ZM257 148V147H256ZM3 149V148H2ZM21 149V148H20ZM36 149V148H35ZM82 149V148H81ZM87 149V148H86ZM89 150H90V148H88ZM93 149V148H92ZM130 149V148H129ZM147 149V148H146ZM160 149H162V148H160ZM159 149V150H160ZM200 149H199V151H200ZM204 149V148H203ZM206 149V148H205ZM222 149V148H221ZM18 149H16V151H17ZM61 150H63V149H61ZM84 150V149H83ZM101 150V148H99V151ZM104 150H106V148L104 149ZM131 150H133V148L131 149ZM144 150V149H143ZM148 150V149H147ZM149 150H151V149H149ZM176 150V149H175ZM174 150V152H171L170 154L172 155V154H174L175 152L177 153V151H175ZM202 150V149H201ZM209 150V149H208ZM207 149H206V151H208ZM223 150V149H222ZM24 151V150H23ZM28 151V150H27ZM30 151V150H29ZM65 151H67V150H65ZM70 151V150H69ZM103 151V150H102ZM113 151H114V153H115V150L113 149ZM136 151L137 150H135V153H136ZM164 151V150H163ZM163 151H162V153H163ZM172 151V150H171ZM191 151H193V150H191ZM196 151H198V150H196ZM195 150H194V152H196ZM199 151L197 152V153H199ZM203 151V150H202ZM205 151V150H204ZM205 151V152H206ZM212 151H210V152H212ZM215 151H218L217 150V148H216V150H214V152ZM219 151H221V150H219ZM228 151V150H227ZM19 152V151H18ZM21 152V151H20ZM31 152V151H30ZM38 152V151H37ZM58 152H60V151H58ZM58 152L56 153V154H58ZM72 152H73V150H72ZM81 152V151H80ZM86 153L88 152V151H85ZM98 152V151H97ZM101 152V151H100ZM110 152V151H109ZM130 152V151H129ZM134 152V151H133ZM132 152V153H133ZM183 152V151H182ZM181 152V153H182ZM214 152H212V153H214ZM230 152H231V150H230ZM229 152V153H230ZM41 154H43L42 152H40ZM84 153V152H83ZM93 153H94V151H93ZM128 153V152H127ZM143 153V152H142ZM147 153V152H146ZM152 153H154V152H152ZM165 153H166V151H165ZM204 153V152H203ZM208 153H209V151H208ZM216 154H217V152H215ZM8 154V153H7ZM40 154V155H41ZM55 154V155H56ZM65 154H66V152H65ZM81 154V153H80ZM88 154V153H87ZM86 154V155H87ZM92 154V153H91ZM90 154V155H91ZM95 154H96V151H95ZM94 154V155H95ZM106 154H108V153H106ZM110 154V153H109ZM108 154V155H109ZM112 155H114L113 153H111ZM136 154H138V153H136ZM141 154V153H140ZM151 154V153H150ZM155 154H158V153H155ZM155 154H153V155H155ZM177 154H179V153H177ZM201 154H202V152H201ZM222 154V153H221ZM250 154V155H249ZM20 155H22L23 156V153H21ZM27 155V154H26ZM31 155V154H30ZM53 155V154H52ZM93 155V154H92ZM97 155V154H96ZM104 155V154H103ZM118 155V154H117ZM162 155H164V154H162ZM168 155H169V153H168ZM167 155V156H168ZM184 155V154H183ZM205 155V154H204ZM211 155V154H210ZM210 155H208V156H205V157H209ZM223 155V154H222ZM226 155V154H225ZM235 155H232V156H235ZM247 155H249V156H247ZM61 156H62V154H61ZM89 156V155H88ZM115 156V155H114ZM140 156H143V155H140ZM160 156V155H159ZM158 156V157H159ZM165 156V155H164ZM170 156V155H169ZM177 156V155H176ZM215 156V155H214ZM239 156V158L238 159H240L241 158V156L240 155H238ZM257 158V156H259L260 157V159L258 158V159H254L255 157ZM8 157V156H7ZM16 157V156H15ZM35 157V156H34ZM59 157V156H58ZM75 157H78V156H75ZM91 157V156H90ZM96 157V156H95ZM94 157V158H95ZM101 157V156H100ZM126 157V156H125ZM130 157H133V156H130ZM138 157V156H137ZM158 157H156L157 159H158ZM163 157V156H162ZM162 157H159L160 159L162 158ZM173 158H174V156H172ZM180 157V156H179ZM204 157V156H203ZM211 157H213V155H211ZM224 157V156H223ZM17 158V157H16ZM64 157L62 156V159H63ZM88 158V157H87ZM86 158V159H87ZM117 157H115L114 159H116ZM120 158V157H119ZM118 158V159H119ZM123 158V157H122ZM122 158H120L121 159V162H122ZM142 158V157H141ZM141 158H139V159H137V160H140ZM146 158V157H145ZM153 158H154V156H153ZM153 158H152V160H153ZM156 158H155V160H156ZM181 158V157H180ZM189 157H187V159H188ZM234 158H236V157H234ZM234 158H232V159H234ZM18 159H19V157H18ZM54 159V158H53ZM61 159V160H62ZM69 159V158H68ZM125 159V158H124ZM127 160H128V162H126V160H123V161H125L126 163H129V155H128V158H126ZM151 159V158H150ZM160 159H158V160H160ZM168 159V158H167ZM181 159H183V157L181 158ZM180 159V160H181ZM187 159H185L184 158V160L183 161H185V160H187ZM202 159H207V158H202ZM214 159V158H213ZM220 159V158H219ZM224 159H226L225 157H224ZM223 159V160H224ZM7 160V159H6ZM9 160L12 162V161H14V160H11L10 158H9ZM55 160V159H54ZM60 160V161H61ZM77 160V159H76ZM75 160V161H76ZM78 160H80V159H78ZM88 160H89V158H88ZM137 160H136V162H137ZM142 160H144V159H142ZM146 160V159H145ZM149 160V159H148ZM154 160V161H155ZM157 160V163L159 162ZM169 160H170V158H169ZM175 161H177V160H179L178 159V157H177V160H176V158L174 159ZM180 160H179V162H180ZM203 160V161H204ZM236 160V159H235ZM67 161V160H66ZM87 161V160H86ZM109 161H111V159L109 160ZM109 161L107 162V164L109 163ZM117 161V160H116ZM120 161V160H119ZM119 161H117V162H119ZM130 161L132 162V164H133V162H135V160L134 161H132V159H130ZM147 161V160H146ZM150 161V160H149ZM170 161H172L173 162V159L172 160H170ZM189 161H190V158H189ZM200 161V160H199ZM206 161V160H205ZM84 162V161H83ZM92 162V161H91ZM98 162V161H97ZM100 162V161H99ZM102 162V161H101ZM103 162H104V160H103ZM102 162V163H103ZM105 162H106V160H105ZM115 163V164H118V163ZM124 162V163H125ZM136 162L134 163V164H136ZM140 162V161H139ZM139 162L137 163V164H139ZM141 162H145V161H141ZM152 162V161H151ZM171 162V163H172ZM178 162V161H177ZM212 162V161H211ZM218 162V161H217ZM15 163H17V162H14V164ZM66 163V162H65ZM87 163V162H86ZM112 163H113V160H112ZM123 163V164H124ZM125 163V164H126ZM154 163V162H153ZM153 163H150V165L151 164H153ZM156 163V162H155ZM156 163V164H157ZM160 163V162H159ZM166 163H167V161H166ZM201 163H202V161H201ZM222 163V162H221ZM228 165H227V164ZM3 164V163H2ZM18 164V163H17ZM23 164H25V163H23ZM73 164V163H72ZM80 164V163H79ZM120 164V163H119ZM148 164V163H147ZM170 164V163H169ZM176 165H177V163H175ZM185 164V163H184ZM199 164H200V162H199ZM261 164V165H260ZM1 165V164H0ZM19 165V164H18ZM26 165V164H25ZM81 165V164H80ZM80 165H79V167H80ZM87 165V164H86ZM85 165V166H86ZM98 165H101V164H98ZM103 165V164H102ZM114 164H112V166H113ZM142 165V164H141ZM183 165V164H182ZM181 165V166H182ZM189 165H191V164H189ZM192 165H193V163H192ZM195 165H197L196 163H195ZM3 166V165H2ZM10 166V165H9ZM13 165H11L10 167H9V169L12 167ZM37 166H39V165H37ZM49 166V164L47 165V167ZM50 166H51V164H50ZM49 166V167H50ZM64 166V165H63ZM62 166V167H63ZM105 166V165H104ZM111 166V165H110ZM111 166V167H112ZM115 166V165H114ZM117 166V165H116ZM115 166V167H116ZM121 166V165H120ZM126 166V165H125ZM124 166V167H125ZM137 166V165H136ZM145 166H146V164H145ZM156 166V165H155ZM154 166V167H155ZM159 166V165H158ZM173 166V165H172ZM181 166H180V168H181ZM184 166V165H183ZM188 166V167H187ZM23 167V166H22ZM48 167V168H49ZM73 167H75V166H73ZM82 167V166H81ZM80 167V168H81ZM84 167V166H83ZM90 167V166H89ZM99 167V166H98ZM106 167V166H105ZM130 167H131V164H130ZM130 167H127V168H130ZM133 167V166H132ZM139 167H141V168H144V165H143V167L142 166H140L139 165ZM153 167V166H152ZM157 167V166H156ZM166 167V166H165ZM177 167V166H176ZM247 167V168H246ZM17 168V167H16ZM57 168V167H56ZM76 168V167H75ZM103 168V167H102ZM108 168V167H107ZM110 168V167H109ZM119 168V167H118ZM149 168L152 170L153 168H151V166H149ZM168 168H170V167H168ZM168 168H166V170H168ZM19 169V168H18ZM22 169V168H21ZM41 169H45V164L44 165H42V167L40 168V170ZM50 169H51V167H50ZM52 169H53V167H52ZM65 169V168H64ZM111 169H113V168H111ZM130 169H132V168H130ZM157 169H158V167H157ZM179 169V167L176 169V170H178ZM16 170V169H15ZM54 170H56V169H54ZM53 170V171H54ZM57 170H59V169H57ZM61 170V169H60ZM82 170H84V168L82 169ZM97 170V169H96ZM104 170V169H103ZM110 170V169H109ZM118 170V169H117ZM126 170V169H125ZM138 170V169H137ZM149 170V169H148ZM170 170V169H169ZM168 170V171H169ZM10 171H12V169L10 170ZM18 171V170H17ZM19 171H21L20 169H19ZM51 171V170H50ZM66 171H68V170H66ZM74 171L76 172L77 171V169L75 170L74 169ZM74 171H72V172H74ZM89 171V170H88ZM87 171V173H89ZM95 171V170H94ZM120 171V170H119ZM118 171V172H119ZM124 171V170H123ZM131 171V170H130ZM130 171H129V173H130ZM140 171V170H139ZM144 171H145V169H144ZM143 171V172H144ZM0 172H4V174H5V176H6V168L5 167H2V169H0ZM28 172V171H27ZM30 172V171H29ZM57 172V171H56ZM63 172H65V171H63ZM70 172V171H69ZM71 172V173H72ZM112 172V171H111ZM114 172V171H113ZM118 172H116V173H118ZM121 172V171H120ZM142 172V173H143ZM172 172V171H171ZM177 172V173H178ZM15 173V172H14ZM20 173V172H19ZM25 173V172H24ZM42 173H44V170L42 171ZM124 173V172H123ZM129 173H128V178L130 179L131 177H129ZM146 173V172H145ZM145 173H144V175H145ZM22 173H20V175H21ZM29 174V173H28ZM64 174V173H63ZM114 174V173H113ZM139 174V173H138ZM137 174V175H138ZM148 174H149V172H148ZM164 174H166V173H164ZM179 174V175H180ZM9 175V177L11 176V174L9 173L8 174ZM43 175V174H42ZM65 175H68V174H65ZM92 175V174H91ZM116 175V174H115ZM125 175H127V174H125ZM154 175V174H153ZM179 175H177V177L179 176ZM44 176H45V174H44ZM46 176H47V174H46ZM45 176V177H46ZM52 176V175H51ZM59 176H61V175H59ZM107 176V175H106ZM140 176V175H139ZM151 177H147V178H152L153 176H152V174L150 175ZM158 176V175H157ZM162 176V175H161ZM167 176V175H166ZM165 176V177H166ZM171 177H172V175H170ZM169 176V177H170ZM29 177V176H28ZM50 177V176H49ZM113 177H114V175H113ZM125 177V176H124ZM127 177V176H126ZM141 177V176H140ZM158 177H160V176H158ZM157 177V178H158ZM184 177H185V175H184ZM219 178L221 181H224L226 184L225 185H229V187L227 186V193H229V194H226L228 197H223V198H218V196L221 194H219L218 192L217 193H215L214 191L213 192H210L209 190L210 189H204L205 187H207V186H205V187H202V184H203V182L206 180V181H208V183H210V181H212L213 179H215V178ZM249 177L254 181V180H258V182H259V184L261 183V186H260V189H258V190H255V189H251V187L253 186L252 185V183H250L249 181H250V179H249ZM3 178H4V176H3ZM7 178V177H6ZM21 178V177H20ZM40 178V177H39ZM116 178H117V176H116ZM135 178V177H134ZM137 178H138V176H137ZM156 178V175H155V177L153 178V179H155ZM156 178V179H157ZM162 178V177H161ZM160 178V179H161ZM217 178V179H218ZM11 179V178H10ZM47 179H48V177H47ZM113 179H115V178H113ZM119 179V176H118V178H117V180ZM125 179H127V178H125ZM125 179H123V181L122 182H124V180ZM141 179H142V177H141ZM159 179V180H160ZM166 179V178H165ZM168 179H171V178H168ZM167 179V180H168ZM13 180V179H12ZM42 180V179H41ZM62 180V179H61ZM120 181L122 180V179H119ZM133 180V179H132ZM137 180V179H136ZM176 180H178L179 182H177ZM251 180V181H252ZM67 181V180H66ZM105 181V180H104ZM103 181V182H104ZM130 180H128V182H129ZM154 181V180H153ZM165 181V180H164ZM185 181H186V179H185ZM215 180H213V182H214ZM252 181V182H253ZM49 182H50V180H49ZM127 182V184H129V185H131L130 183H128ZM137 182H140V181H137ZM158 182V181H157ZM65 183V182H64ZM75 183V182H74ZM79 183H81V182H79ZM114 183V182H113ZM124 183H126V182H124ZM133 183H135V182H133ZM143 183V181L141 182V184ZM207 183V184H208ZM215 183H216V181H215ZM34 184V183H33ZM45 184V183H44ZM50 184H52V182H50ZM66 184V183H65ZM102 184V183H101ZM107 184V183H106ZM116 184V183H115ZM139 184V183H138ZM155 184H156V182H155ZM162 184V185H161ZM207 184H205V185H207ZM210 184H212V183H210ZM224 184V183H223ZM1 185V184H0ZM10 185V184H9ZM86 185V184H85ZM85 185H84V187H85ZM94 185V184H93ZM96 185H97V183H96ZM143 185H145V184H143ZM143 185H139V186H143ZM214 185V184H213ZM40 186V185H39ZM47 186V185H46ZM66 186H69L70 188H69V192H70V195H69V197H61L60 199H66V202H67V204L72 208V209H77V208H81L80 206H81V204H85V201L86 200H84L82 197H81V195L80 194H78V191H75V190H73V187H72V185L71 184H69L68 185V183L66 184ZM136 186H137V184H136ZM154 186H156V185H154ZM153 186V187H154ZM159 186V187H160ZM210 186V185H209ZM215 186V185H214ZM214 186H212V187H214ZM43 187V186H42ZM119 187V186H118ZM118 187H117V189H118ZM134 187V186H133ZM150 187V186H149ZM65 188V187H64ZM89 188V187H88ZM138 188V187H137ZM142 188V187H141ZM141 188H140V190H141ZM148 188V187H147ZM215 188V187H214ZM19 188H17L16 190H18ZM110 189L111 188H109V190L108 191H110ZM115 189V188H114ZM123 189V188H122ZM125 189V188H124ZM216 189V188H215ZM44 190V189H43ZM99 190V189H98ZM139 190V189H138ZM149 190H151V188L149 189ZM168 190V191H169ZM3 191V190H2ZM35 195H33V197H31V198H29V199H26V198H21V197H18L16 194H12V195H9V196H7V197H0V218H1V216L3 215V214H5V213H10V212H14L15 213V215L16 216H18L20 219H21V222L22 221H24L23 223L24 224H21V228H23V229H25L26 228V230H28L29 232H30V230L33 232V233H31L30 232V234H31V237H32V244H31V247H29L28 248V250H26V251H24V252H22V253H14L13 255H10V254H8V253H10L9 252V248L11 249V251H12V248H13V241H11L10 240V233L9 234H7V230H5V229H3L4 227L3 226H0V264H47L48 262H49V259H51V256L48 254V250H49V247H51L52 248V250L54 251L55 250V248L56 247H58V246H54V244H49L48 242H47V238L46 237H43V236H40L39 235V233L35 230V225H33V223H31V221H30V219H33V218H36V217H38L39 216V214H40V212H41V210L49 203V202H51V201H53L54 199H57L58 197L57 196H59V191H58V188H56L54 185H52V192L50 193V194H47V195H42V194H40L39 192H38V190L37 189H35ZM81 191H83L82 189L80 190V193L82 194V192ZM118 191V190H117ZM121 191V190H120ZM147 191H148V189H147ZM171 191H173V189H171ZM171 191H169V193H174V192H171ZM187 191V190H186ZM185 191V192H186ZM188 191H190V189L188 190ZM17 192V191H16ZM25 192V191H24ZM32 192V191H31ZM46 192V191H45ZM89 192H91V191H89ZM93 192V191H92ZM98 192V191H97ZM96 192V193H97ZM114 192H116V191H114ZM124 192H125V190H124ZM127 192V191H126ZM129 190H128V195H129ZM154 192V191H153ZM176 192V191H175ZM177 192H178V190H177ZM8 193V192H7ZM47 193H49V192H47ZM95 193V194H96ZM134 193V192H133ZM143 193H144V191H143ZM146 193H148V192H146ZM145 193V194H146ZM151 193V192H150ZM157 193V192H156ZM184 193V192H183ZM85 194H87V193H85ZM99 194V193H98ZM114 194H116V193H114ZM132 194V193H131ZM149 194V193H148ZM157 194V195H158ZM185 194V193H184ZM219 194V195H218ZM29 195V194H28ZM106 195V194H105ZM116 195H118V193L116 194ZM122 195H123V193H122ZM121 195V196H122ZM137 195V194H136ZM152 195H153V193H152ZM156 195V194H155ZM168 196V199L169 198H171L173 195H175V194H171L172 196L170 197V194H167ZM102 196V195H101ZM110 196H111V194H110ZM126 196V195H125ZM138 196V195H137ZM149 196H151V195H149ZM162 196H164V195H162ZM162 196H160V198L162 197ZM176 196V195H175ZM186 196H188V195H186ZM22 197H23V195H22ZM24 197H26V196H24ZM100 197V196H99ZM103 197V196H102ZM112 197H114V196H112ZM124 197V196H123ZM122 197V198H123ZM128 197V196H127ZM155 196H153L152 198H154ZM166 196H164V200L166 201V199H167V197L165 198ZM174 197V196H173ZM177 197H179V199H180V196H177ZM177 197H174V200L175 201H177V199H175V198H177ZM86 198V197H85ZM101 198V197H100ZM119 198H120V196H119ZM130 198V197H129ZM128 198V199H129ZM131 198H132V195H131ZM144 198V197H143ZM144 199H147L146 197L144 198ZM151 198H148V200L147 201H149ZM171 199H173V198H171ZM170 199V200H171ZM182 199V198H181ZM259 199H260V203H257V201H259ZM89 200V199H88ZM109 200V199H108ZM121 200V199H120ZM119 200V201H120ZM158 200H160V199H158ZM164 200H163V202H164ZM173 200V201H174ZM55 201V200H54ZM95 201V200H94ZM93 201V202H94ZM126 199H124V203H126ZM137 201V200H136ZM136 201H134L135 202V204H136ZM145 201V200H144ZM151 201H154V200H152L151 199ZM156 201V200H155ZM161 202H162V200H160ZM168 201V200H167ZM166 201V203H167V205L168 204H170V203H172V202H167ZM185 201V200H184ZM96 202V201H95ZM94 202V203H95ZM114 202V201H113ZM131 203V205L133 204V202L132 201H130ZM159 202V201H158ZM163 202H162V204H163ZM87 203V202H86ZM93 203V204H94ZM155 203V202H154ZM165 203V202H164ZM166 203L164 204V205H166ZM180 204V201L179 202H177L176 204ZM187 203H189V202H187ZM256 203V204H255ZM92 204V203H91ZM92 204V205H93ZM119 204V206H120V203H118ZM129 204V203H128ZM92 205H90L92 208H95L94 207V205L92 206ZM101 205V204H100ZM100 205H98V206H96V207H98V208H100L99 206ZM124 204H122L121 206H123ZM131 205H130V207H131ZM134 205V204H133ZM132 205V206H133ZM171 205V204H170ZM170 205H168V206H170ZM172 205H173V203H172ZM175 205V204H174ZM234 205H235V207H238V211H240V212H238V211H236V208H235V210H234V208H233V210L234 211H236L237 213H236V215L234 216L233 215V217L231 218V216H230V218H228V219H225V217L224 218H222L221 216H222V211H223V209H231V207L233 206L234 207ZM60 207H59V209H61V205H59ZM167 206V207H168ZM177 205H175L174 207L175 208H173V209H177V207H176ZM54 207V206H53ZM63 207H64V205H63ZM67 207V206H66ZM83 207V206H82ZM88 207V206H87ZM125 207V205L123 206V208ZM128 207V206H127ZM130 207H129V209H130ZM147 207V206H146ZM145 207V208H146ZM164 207V206H163ZM166 207V206H165ZM167 207H166V209H165V212H166V210H167ZM189 207V206H188ZM56 208V205H55V207L54 208H52V209H55ZM103 208V207H102ZM134 208V207H133ZM149 208H151V207H149ZM153 208V207H152ZM170 208V207H169ZM169 208H168V210H169ZM50 209V208H49ZM48 208H47V210H49ZM52 209H50L51 211H52ZM58 209V208H57ZM110 209V208H109ZM122 209V208H121ZM121 209H118V211L117 212H119V210H121ZM132 209V208H131ZM130 209V212H128V213H131L132 212V210ZM135 209V211H136V208H134ZM178 209H179V206H178ZM189 209V208H188ZM255 209V210H254ZM259 209H261V210H259ZM85 210V209H84ZM98 210V209H97ZM97 210H96V212H97ZM101 210V209H100ZM99 210V211H100ZM114 210H115V208H114ZM117 210V209H116ZM122 210H125V209H122ZM120 211V215H121V212H123V211ZM160 210H162V209H160ZM164 210V209H163ZM170 210H171V208H170ZM170 210L169 211H167V212H170ZM87 211V210H86ZM91 211V210H90ZM93 211V210H92ZM111 211H113V210H111ZM174 211V210H173ZM183 211H185V209L183 210ZM231 211V210H230ZM56 212V211H55ZM54 212V213H55ZM58 212V211H57ZM116 212V213H117ZM156 212L158 213V209L156 210ZM162 212V211H161ZM171 212H172V210H171ZM175 212H176V210H175ZM181 212V211H180ZM186 212V211H185ZM184 212V213H185ZM43 213V212H42ZM59 213V212H58ZM73 213V212H72ZM110 213H113V212H110ZM124 213H126V210H125V212H123V214ZM141 213V212H140ZM139 213V215L138 216H140V215H142V213H143V211H142V213L140 214ZM151 213H153L152 211H151ZM156 213V214H157ZM164 213V212H163ZM162 213V214H163ZM177 213V212H176ZM176 213H175V215H176ZM13 214V213H12ZM62 214V213H61ZM82 214V213H81ZM92 214V213H91ZM99 214H101V213H99ZM149 214H150V212H149ZM155 214V215H156ZM161 213L159 212V215H160ZM53 215V214H52ZM59 215V214H58ZM80 215V214H79ZM93 215V214H92ZM104 215V214H103ZM106 215V214H105ZM113 215V214H112ZM124 215H128L127 213L126 214H124ZM137 215V214H136ZM144 215V214H143ZM142 215V216H143ZM158 215V216H159ZM168 215H169V213H168ZM171 215V214H170ZM181 215V214H180ZM54 216V215H53ZM83 216V215H82ZM84 216H85V214H84ZM87 216V215H86ZM89 216V215H88ZM95 216V215H94ZM111 216V215H110ZM134 216V215H133ZM145 216H146V214H145ZM149 216V215H148ZM154 216V215H153ZM157 216V217H158ZM163 216H164V214H163ZM44 217H45V214H44ZM55 217V216H54ZM59 217V216H58ZM90 217V216H89ZM121 217H122V215H121ZM128 217V216H127ZM135 217V216H134ZM147 217V216H146ZM149 217H151V216H149ZM157 217H156V219H157ZM229 217V216H228ZM12 218V217H11ZM46 218V217H45ZM64 218V217H63ZM101 218V217H100ZM125 218V217H124ZM140 218V217H139ZM138 218V219H139ZM154 218V217H153ZM152 218V219H153ZM165 218V217H164ZM184 218V217H183ZM190 218V217H189ZM226 218H227V216H226ZM56 219V218H55ZM108 219V218H107ZM122 219V218H121ZM133 219V218H132ZM137 219V220H138ZM151 218H149V220H150ZM151 219V220H152ZM155 219V218H154ZM159 219V218H158ZM162 219H163V217H162ZM170 219V218H169ZM3 220V219H2ZM29 220V222L27 223V221ZM98 220V219H97ZM106 220V219H105ZM136 219H135V221H137ZM160 220H161V218H160ZM164 220V219H163ZM168 220V219H167ZM179 219L177 218V220H176V222L178 221ZM52 221V220H51ZM62 221V220H61ZM134 221V222H135ZM147 221V220H146ZM158 221V220H157ZM166 221V220H165ZM181 221V220H180ZM180 221H178V226H177V224H175V227H178V229H179V227L182 225H180L179 226V223H180ZM188 221V220H187ZM1 222V221H0ZM11 222V221H10ZM14 222V221H13ZM60 222V221H59ZM59 222H55V223H53V224H58ZM65 222V221H64ZM130 224H132L130 221H128ZM167 222V221H166ZM169 222H171V221H169ZM169 222H167L166 223V225H165V227H163L162 225H160L159 226V228H158V230L157 231H159L160 233H161V238H160V240H158V241H156L155 239H151L150 241H148L149 242V244H151V243H153V244H157V246H161L163 249H165V251H163V252H165L166 253V258H163L160 254H158V255H155V249H153L154 250V252L152 251V250H146L147 249V245H146V243H141L140 245H138V247L137 248H135V250L133 251V254H132V256L130 257V259H132V260H135V261H137V264H187L186 263V261L187 260H185V256L183 255V254H181V255H178V252H180V251H176L175 249L177 248L176 246V244H177V242L178 241H180V240H174V239H169V240H166L165 238L166 237H170V236H172L171 234H170V232H168L167 231V227H168V224H169ZM174 222V221H173ZM19 223V222H18ZM61 223V222H60ZM93 223H94V220H93ZM99 223V222H98ZM103 223V222H102ZM136 223V222H135ZM138 223L139 224H141L142 225V223H140L139 221H138ZM148 223V222H147ZM152 223H154L153 222V220H152ZM185 223V222H184ZM1 224V223H0ZM12 224V223H11ZM63 224V223H62ZM150 224H151V221H150ZM163 224V223H162ZM174 224H173V226L171 225V223L169 224V226H171V228L172 227H174ZM187 224V223H186ZM188 224V225H189ZM7 225V224H6ZM41 225V224H40ZM52 225V224H51ZM67 224H65V226H66ZM71 225V224H70ZM74 225V224H73ZM72 225V226H73ZM94 225V224H93ZM109 225V224H108ZM147 225V224H146ZM155 225H158V224H156L155 223ZM13 226H15V224L14 225H12L11 226V228L13 227ZM18 226H20V225H18ZM78 226V225H77ZM118 226V225H117ZM127 226V225H126ZM134 226V225H133ZM132 226V227H133ZM137 226V225H136ZM143 226V225H142ZM148 226V225H147ZM186 225L184 224V227H185ZM3 227V228H2ZM41 227V229L43 228L42 226H40ZM57 227V226H56ZM55 227V228H56ZM59 227V226H58ZM58 227H57V229H58ZM61 227V226H60ZM67 227V226H66ZM75 227V226H74ZM96 227V226H95ZM7 228H9V227H7ZM38 228V227H37ZM44 228H48V227H45L44 226ZM54 228V229H55ZM67 228H69V227H67ZM93 228V227H92ZM143 228V227H142ZM146 228V227H145ZM16 229V228H15ZM15 229H13V230H15ZM56 229V230H57ZM65 229V228H64ZM74 229V228H73ZM76 229V228H75ZM98 229V228H97ZM135 230H136V228H134ZM134 229H132L130 232H134ZM155 229V228H154ZM182 231H184V229L185 228H180ZM187 229H189V228H187ZM52 230V229H51ZM50 230V231H51ZM65 230H67V229H65ZM85 230V229H84ZM115 231H116V229H114ZM137 230H139V229H137ZM149 230V229H148ZM155 230V232L157 233V231ZM173 230V229H172ZM20 231V230H19ZM87 231H88V229H87ZM87 231H84L85 233L87 232ZM100 231V230H99ZM143 231V230H142ZM142 231H139V232H141V234L143 235V233L144 232H146V231H144L143 233H142ZM27 232V231H26ZM49 232V231H48ZM47 232V233H48ZM101 232V231H100ZM129 232V231H128ZM138 231H136V233H137ZM138 232V233H139ZM149 232V231H148ZM154 232V233H155ZM185 232V231H184ZM12 233V232H11ZM96 233V232H95ZM94 233V234H95ZM182 232H180V234H181ZM249 233H251V234H253L255 237H256V239L257 240H259V242H260V246H261V254L260 255H262L260 258H256V257H258V256H256V254H255V247L252 245V244H250V242L251 241H254V240H249L248 238H247V236H246V234H249ZM7 234V235H6ZM16 235L18 234V233H15ZM23 234V233H22ZM129 235H131L130 233H128ZM158 234V233H157ZM241 234V235H240ZM42 235V234H41ZM58 235V234H57ZM69 235H71V233L69 234ZM85 235V234H84ZM136 234H133V236H135ZM148 235V234H147ZM150 235H151V233H150ZM182 235V234H181ZM201 235H200V238H201ZM22 235H20V237H21ZM49 236H51V235H49ZM64 236H66V235H64ZM91 236V235H90ZM95 236V235H94ZM102 236V235H101ZM128 236V235H127ZM144 236V235H143ZM157 236H159V235H157ZM164 236V237H163ZM174 237H175V235H173ZM172 236V237H173ZM199 236V235H198ZM198 236L196 237V238H198ZM23 237V236H22ZM85 237V236H84ZM138 237H139V235H138ZM149 237H151V236H149ZM30 238V237H29ZM200 238H198V239H200ZM54 239H56V238H54ZM72 239V238H71ZM85 239V238H84ZM97 239V238H96ZM177 239H178V237H177ZM180 239V238H179ZM191 239V238H190ZM190 239H188L187 241H190ZM255 239V238H254ZM86 240V239H85ZM89 240V239H88ZM95 240V239H94ZM149 240V239H148ZM184 240H186V238L184 239ZM201 240V239H200ZM20 242H21V240H19ZM69 241V240H68ZM84 241V240H83ZM82 241V242H83ZM177 241V242H176ZM182 241V240H181ZM51 242V241H50ZM79 242H80V240H79ZM78 242V243H79ZM86 242V241H85ZM88 242V241H87ZM92 242H94V241H92ZM99 242V241H98ZM151 242V243H150ZM193 242V241H192ZM191 241H190V245H191V243H192ZM81 243V242H80ZM84 243V242H83ZM183 243V241L181 242V244ZM185 243H187V245H188V243L189 242H185ZM201 243V242H200ZM253 243V242H252ZM256 243V242H255ZM46 244H47V249H45L43 246H46ZM57 244H59V243H57ZM98 244V243H97ZM100 244V243H99ZM180 244V245H181ZM78 245V244H77ZM110 245H111V247H114L115 246V244H112V243H110ZM187 245H185V246H187ZM193 245V244H192ZM27 246V245H26ZM103 246V245H102ZM202 246H201V248H202ZM256 246V245H255ZM65 247H66V245H65ZM65 247H64V249H65ZM69 247V246H68ZM68 247H66V248H68ZM84 247H86V245H83L82 247H80L81 249L83 248L84 250H85V248ZM182 247H184V246H182ZM190 249H192L191 247L192 246H188ZM60 248V247H59ZM61 248H63V247H61ZM71 248V247H70ZM76 248V247H75ZM78 248V247H77ZM101 248V247H100ZM153 248V247H152ZM152 248H150V249H152ZM157 248V247H156ZM180 249H182L181 248V246L179 247ZM189 248H187V249H189ZM77 250L78 252L77 253H75V255L73 254V253H70V256H68L67 258L71 261V260H73L74 258H76L77 256H79V255H84L85 253L87 254V258H90V257H92V258H99V255L98 254H94V255H91L90 253L88 254L87 252H85L84 250L82 251V250ZM76 250V249H75ZM104 250V249H103ZM87 251V250H86ZM184 251H186L185 249L183 250V252ZM190 251V250H189ZM76 252V251H75ZM102 252V251H101ZM119 252V251H118ZM117 252V253H118ZM160 252V251H159ZM177 252V253H176ZM191 252H192V250H191ZM154 253V254H153ZM181 253V252H180ZM203 253H205V254H203ZM126 255V254H125ZM112 256L113 255H111V258H112ZM165 256V255H164ZM198 256V257H197ZM209 256H211V257H209ZM85 257V256H84ZM117 257V256H116ZM122 257V256H121ZM197 257V258H196ZM110 258V259H111ZM113 258H114V256H113ZM187 258V257H186ZM256 258V259H255ZM55 259H56V257H55ZM189 259V260H190ZM112 260V259H111ZM123 260V259H122ZM192 260V259H191ZM194 260V262H196ZM74 261V260H73ZM110 261V260H109ZM113 261V260H112ZM119 261V260H118ZM127 261V260H126ZM210 261V260H209ZM80 262V261H79ZM84 262H85V260H84ZM202 262V261H201ZM200 262V263H201ZM75 263V262H74ZM95 263V262H94ZM123 263H125V261L123 262ZM198 263V262H197ZM212 263H214V262H212ZM215 263V264H216ZM87 264H89V263H87ZM107 264V263H106ZM113 264H115V263H113ZM128 264V263H127ZM190 264H193L192 262L190 263ZM196 264V263H195Z\"/></svg>",
    "mask_w": 264,
    "mask_h": 264
},
{
    "label": "snow or ice",
    "instance_id": "3",
    "mask_svg": "<svg viewBox=\"0 0 264 264\" xmlns=\"http://www.w3.org/2000/svg\"><path fill=\"white\" fill-rule=\"evenodd\" d=\"M262 3H264V0H262Z\"/></svg>",
    "mask_w": 264,
    "mask_h": 264
}]
</instances>
